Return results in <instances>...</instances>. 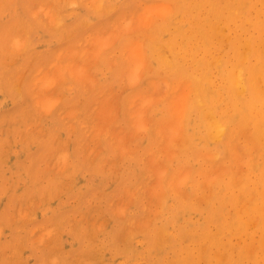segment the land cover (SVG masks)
<instances>
[{"label":"rangeland","instance_id":"374dc122","mask_svg":"<svg viewBox=\"0 0 264 264\" xmlns=\"http://www.w3.org/2000/svg\"><path fill=\"white\" fill-rule=\"evenodd\" d=\"M68 1H70V0H10V1L8 0L7 2L5 0L0 1L1 2L0 6L2 8V9L0 8V12H1L0 13V26H1L0 27V83H1L0 84V140H1L0 141V144H1L0 145V231H1V233H0V264H56V263H58V264H76V263L77 264H90V263L91 264H140V263L141 264H159L160 263V264H162L167 259L166 255H167V257L169 256V258H168L169 260L166 261L167 264H170V263L176 264L175 259L178 261L177 264H187L186 262H184L185 260L183 257V256H185V255H183V252H185V250L188 249V248H185L187 246L190 248V249H188L190 252L193 250L192 251L193 252L192 255L194 254L192 257L193 264H211V263L214 264V261L209 263V261L207 259H206L207 260L206 261L204 258H200L197 255L199 252L197 249L200 246L201 242L198 239H196L197 237L193 238L194 236L191 233L194 231V229L196 227H197L196 229L202 233L205 231L212 233V230L215 233L217 231L216 230L217 228H215L216 226L214 225L215 223H217L215 220H212V221L206 220L204 222L203 218L205 219V217L207 216V213H208L207 208H210L213 210L217 205H219V202L216 201L215 199H213V202L211 203L212 206L211 205L207 206L205 204L206 200L203 198L209 199L208 198L209 197L208 196L209 191H207V189H202V188H204L205 186L208 188L207 185H209L208 182H210L209 181L210 178L217 176V175L215 176V174H217L216 170L214 171L216 173L213 174V176H211L212 174H209V172L211 173L213 171L212 170V168H214L213 165H215V166L219 165V166H221L220 168L225 167L224 164H226V162L230 163V159H229L230 157H228L229 154L226 151L227 148L223 147L221 145L220 148H222V149H220V150L222 152L215 154L216 159L214 161H211L214 159L213 156L212 157L209 156V157L205 158L203 154H207V152H209V154H211L210 152H212L214 155L213 151L214 150L216 151L215 147L217 145H215L213 143H207V144L203 143L204 142L203 140H205V138L203 136H205V134H204L203 129H200V128H199V130H197V132L195 134L193 131L190 132L189 135H187V132L183 133L184 134L183 143L186 144L185 143L186 139H189L188 140L189 142L187 141V143H188L187 145H190L189 150H187V147H189L187 145H185V147H181L182 142L181 143L179 142L180 144H178V145H180V146H178L179 148L180 147L184 148V149L180 148L179 150H181V151H179L177 149V147L175 146V144L177 143L176 141H178V139H180L183 134L179 138L180 134L177 136V135L170 133L171 129H173L172 126L174 125L175 121H174V123L169 124V122H172V120L171 121L169 120V117L172 115H175V117H176V114L177 115L179 114L178 113L179 111L178 110L176 111V107L178 106V108H179L180 105H176L174 100L175 101L177 100L176 102H178V100L181 98V97L178 98V96H185L186 88L183 87V89H184L183 90L184 93H182L183 95L179 94L178 96L175 97V95L177 93H179V90L182 89V88H180V86L182 87V85L183 86L186 85V84L184 85V83H183V80L185 78H183L181 75H178L179 72H173L172 71L171 73H168L172 69H167V68L162 69L163 67L160 65L154 67L153 66L154 65L153 60H152L153 58L151 59V57H153V56L150 55V57H149V55H148L150 53L149 50H151L150 47H152L151 45L152 44H154V45L159 44V43H157L158 41H155V43H152L151 38L149 39L150 42L148 41V38H147L148 35L151 37V35H153L152 33L157 34L158 30H159L158 27H157L158 30L155 29L156 27H154V25L152 27H150V26L154 22L155 23L158 21L162 22L163 20H161V19L163 17L161 15L156 16L157 13H159V12H157L155 14L152 13L151 16L149 15L151 13V12L150 13L148 12L150 0H119L118 2H117V0H102L101 2H98L99 4L101 3V5H100L101 7L99 9L97 8L98 10L97 9L94 10L96 7L99 6L97 2L92 3L95 6V7H93V6H90L91 3L88 0H85V1L84 0H80V1L78 0L79 2H77L76 0H73V1H75V5L73 4V6H72L71 2L69 3ZM95 1H97V0H95ZM114 1H116L115 3L117 4L116 5L117 7L115 6ZM139 1H140V3H137ZM157 1L159 4H161L160 1H162V0H151L150 2H152L153 3L152 5L154 6V5H158V3L154 4V2H157ZM168 1L169 0H163L162 5H160L161 9H162L163 5L164 6L170 5V4H165V2L173 4L172 2H174L176 0H174V1L172 0V2L171 1L168 2ZM3 2L6 3L5 7L8 6L9 8L8 7L4 8V6H2ZM12 2H13V4H12ZM4 3H3V5H4ZM9 3H10V6H9ZM109 3L111 4L110 5L111 7L114 6L116 8L113 7L114 9L112 11L109 10L110 6H107V5H109ZM134 3H135V5H134ZM143 3H146V4L148 3V6L145 5V7H148V8H146L147 9L146 12L149 13L148 15L150 18L145 17L147 15V13L146 14L144 13L145 15L142 13L143 15L140 16V19H139V17H136V16H138L137 12H139L138 13L139 15H140V12H142L141 10L143 8V5H142ZM38 4L40 7H38ZM12 5H14V6L12 7ZM76 5L78 6V8ZM104 5H105V7H103ZM152 5H150V6L152 7ZM47 7H48V9H45ZM106 7H107L106 11L107 12L109 11V13H106L107 15H105V14L102 15V13L106 9ZM155 7H159V6H155ZM101 8H104V9L102 10ZM75 9H77V10L75 11ZM156 9L157 8H155V12H156ZM161 9L159 8L160 13L162 12ZM35 10L37 13H35V15H34L33 11H35ZM70 10H72V12ZM149 10L151 11V9H149ZM50 11L53 13V16H51V18H54L55 16H58V15L61 16L60 14H62V17L64 18L63 22L61 21V23L59 25L57 24L58 30H56V28H55L56 26L54 25V22L50 21L51 18L49 19L47 17L49 14L45 15L46 12L48 13ZM74 11H75V13H74ZM131 11H133V12H131ZM51 12H50V15H52ZM63 12H65L67 15H65ZM114 12H116V13H114ZM144 12H145V10H144ZM31 13H33L34 16H32ZM54 13H55V15H54ZM131 13L133 14V16ZM135 13H136V16H135ZM122 14H124V16ZM128 14L131 16L129 17ZM50 15H49V17H50ZM126 15H128V17L130 18V19L128 18L129 21L131 23L133 21V23H134V24L133 23L131 24L129 21L127 22V23H129V24H127L128 26L131 25L130 27L132 29L128 26L127 27L130 29V31L132 30V32L135 30L136 26L138 29H140L141 27H145L144 25L147 23L146 19L147 20L150 19V20H148L149 21L148 23L151 24V21H152V24L151 25L148 24L149 26L146 24L148 27H146L147 28L146 31L144 30L145 32L143 31V29H145V28H142V30L136 29V31H138V32H136V33L133 32L134 35H132L133 33H131L129 30H127L128 28H126V27H125L126 29L124 28V26H126V24L124 26H119L121 24H119L120 22H117V21H119L118 19H120L121 23H124L125 21H127L126 19H125V21L123 20L124 19L123 17H125V18L127 17ZM153 16H156V18H158L159 20L157 19V21H154ZM113 17H115V18H113ZM131 17H133V18L131 19ZM142 17H145L146 22H144V20H142L145 23L144 24L142 22L144 25L140 21L142 19ZM151 17H153L152 20H151ZM160 17H162V18H160ZM121 18H123V19H121ZM137 18L139 21L137 20ZM116 19H117V21H116ZM163 19H165L166 22H168V20L165 17ZM108 20L110 23L108 22ZM112 20H114V22ZM48 21H50L52 23L50 26H48ZM136 21H138L137 25L135 23ZM18 22H20L24 26H22L20 24L19 27H21V26L22 27L19 28ZM50 22H49V24H50ZM13 24H14V26H13ZM138 24L139 25L142 24L143 26L140 27V26H138ZM71 25H73V26L71 27ZM51 26H52V28H50ZM118 26L120 29L118 28ZM17 27H18V29H17ZM115 27L118 28L119 31L124 28V30L129 31L130 34L127 31L121 30V32L123 34L120 33V35H118L119 36L118 37L116 35L118 33V30L116 32ZM151 28H153V29H151ZM21 29H23V33H22ZM154 29L156 30V32L154 31ZM111 30H113L114 32ZM147 30H150V33ZM70 31L72 33H70ZM140 31L141 32L143 31L144 33L148 32L149 34L147 33V36H145L146 34L141 33V35H143V36H141V39H140V36H138ZM68 32H69V34H68ZM13 33H15L16 35H18L19 33H21V34L19 35L20 37L18 36V37H16L17 39L16 38L14 39V38H12L14 35L12 37H10L11 34H13ZM106 33L109 35H107ZM24 34H26V35H24ZM70 34H72V35H70ZM110 34H111V36L112 35L115 37L117 36L116 37L117 40L115 37H112V39L114 38L115 40L113 39L112 41H110L109 40V39H111ZM156 34L154 36L158 35V34L157 35ZM83 35L86 37H83ZM131 35L133 37L137 36L138 38H136V40L140 39L139 42H141L142 39H143L142 41H144L143 43H141V45H142L141 50L143 49V47H144V49L141 52L142 55L140 57L144 56L145 53L147 54L149 52L146 56L147 59H146V57H145V59H144V57L139 58V60L144 59L147 61L146 62V61L142 60L143 65H142V62L138 60L139 62H141L140 66L144 67V68L141 69V67H139L140 68L139 69L137 67V65L139 64V62H137V60L134 61V63H133L134 66H136V68H138L139 72L141 73V71L143 69H145L148 65H150V70L147 69L149 67L148 66L146 68L147 70L146 69L143 70V72L141 73L142 75L138 72L140 79H138L136 81L137 82L139 81V83L134 82L133 84H135V83L136 84L133 86L131 84L133 81H135V79L138 78V77H136L138 74H136L137 73L136 71H135L136 73L134 74L133 70L131 71L132 73H129L130 69L128 67L133 65L131 63L133 62V59L135 60L136 56L133 55L130 57L129 55H127V56L124 55L125 52L126 53L129 52V53L136 55V53L133 51V49H135L136 46H134V45L130 46V44H133V42H135L136 40L130 41L131 43H129V40H131V39L133 40V37ZM7 36H9V37L7 38ZM22 36H23V40L22 39L20 40L19 38H22ZM25 36H26V40H29L27 45H26V42H20V41L25 40ZM79 36L80 37L82 36V37L79 38ZM106 36H107V38H106ZM144 37L146 38L145 40H144ZM5 38H6V42H8V45H7V43L5 44ZM9 38L13 39L12 40L13 42L7 41V40H11ZM84 38H85V40H84ZM86 38H88V39L86 40ZM100 38H103L102 41L101 40L98 41V39H100ZM125 38H127V39L125 40ZM91 39L94 42H91L90 41ZM105 41H106V43L104 45ZM108 41H110L111 43H114V44L111 45V43ZM17 42H18L17 45L20 49L17 48V46H16ZM90 42L93 44V46H92V44L89 45ZM126 42L129 43V46H130L129 49H132V50H128V45H127L128 43H126ZM9 43L12 45L9 46ZM19 43H21V44H19ZM43 43H44V45H42ZM98 43H99V45H97ZM149 43H151L150 46H147V45H149ZM109 44L111 45L110 47L108 46ZM24 45H26V46H24ZM35 45H36V47H35ZM126 45H127V48H126ZM15 46H16V48H15ZM97 46L100 49L96 48ZM103 46H108V47L107 48L104 47V49H103L102 48ZM123 46H125V49ZM132 46L134 48H132ZM22 47H24V48H22ZM122 47H123V49H122ZM101 48H102V50H101ZM139 48H140V46H139ZM145 48L147 49L146 51H145ZM153 48H154V46H153ZM57 49L61 50L58 53L59 56L61 54V57H62L63 55L61 52H63V53H66L64 55L66 57L63 56L64 58L57 60L58 56H56V58H55V55H58V54H56ZM91 49L93 51H91ZM65 50H66V52H65ZM72 50H75V51H72ZM87 50H88V52H87ZM118 50L121 51L122 54L119 53ZM224 50H225V52L229 51V49H227V47H225ZM18 51H20V52H18ZM45 51H47V52H45ZM99 51H100V53H99ZM106 51L109 53L111 51L112 52L110 54L108 53L106 55V53H105ZM114 51H116V52H114ZM93 53H97L98 55L95 54V56H94ZM33 54H35V55H33ZM53 54H54L55 60H53L54 59L52 57ZM222 54H224V53H222ZM115 55H118V56H115ZM120 55H123V56H120ZM73 56H75V57H73ZM84 56H85V58H84ZM88 56H90V63L88 61L90 66L87 68V65H88L87 60L89 59ZM30 57H31V59H30ZM48 57H50V58H48ZM113 57H114L116 63H114L115 61L113 62V60H112ZM122 57H124V58H122ZM129 57H130V59H132V61L129 60ZM94 58H96V59H94ZM120 58H121V60H120ZM2 59H3V61H1ZM28 59H29V62H28ZM85 59H86L87 64L85 63V61H83ZM97 59L99 62L97 61ZM109 59L112 62L109 63V61H110ZM26 60H27V62H26ZM30 60L32 62H30ZM118 60H120L119 66H117ZM127 61H130L129 64ZM9 62H11V63L9 64ZM44 62H45V64H44ZM111 63L113 65L114 64L115 65L113 66ZM144 63H146V64H144ZM29 64H30V66H29ZM78 64L80 66H77ZM110 64L112 65V67H110ZM125 64H128V65H126L127 67L125 66ZM40 65H41V68L39 70V68H37V67H40ZM82 65L86 66V68H84ZM145 65H147V66H145ZM133 67H132V69H133ZM36 68L38 69V71L36 70V72H35ZM117 68L118 69L120 68V70H118ZM122 68H123V71H122ZM136 68H134V69L136 70ZM151 68H152V70H151ZM33 69H34V71H32ZM80 69H82L83 72ZM84 69L85 70L87 69V71H86L87 74L89 72H91L93 78L89 77V75H91V74H88V77H87V74H85V76H84V73H86V72H84ZM103 69H105V71H103ZM138 69H137V71H138ZM159 70H161V73H158ZM166 70H167V72H166ZM58 71H60V72H58ZM121 71H122V73H121ZM181 71L184 72L183 70H181ZM52 72H54V73H52ZM56 72L61 77L60 79L57 76ZM81 72H82V74H81ZM127 72H128V74H132L131 77H133V74H134V78H135L134 80L130 79L131 77L130 78L128 77V79H130L129 81H131V84L126 83V81L128 80L127 77H125L126 75H128V74H126ZM9 73H11V74H9ZM17 74H19V75H17ZM29 74H30V76H29ZM34 74H35V76H34ZM51 74H52V76H51ZM99 74H101V75H99ZM167 74L169 76H167ZM39 75H42L41 78ZM77 75H78V79H76ZM16 76H19V77H16ZM31 76L33 77V79ZM38 76H39V78H38ZM49 76H51L53 78H55V76H56L57 79L55 78L56 80H55V82H53L54 80L51 77L49 78ZM79 76H80V78H79ZM81 76L86 77V79L88 80V83H87V81H85L86 79H84V77L81 78ZM153 76H155V77H153ZM161 76H167L169 78V80H171V81L174 80V82L170 81L171 86L174 85V90H172L173 87H170V86L167 89L165 88V87H167V85H164L166 83L165 80L167 79V77L161 78ZM179 76H181L180 77V78H182L181 80H180ZM36 77L38 78L37 80H36ZM45 77H46V79H43ZM74 77H75V79H74ZM120 77L123 80L120 79ZM29 78L32 79V81ZM154 78L157 79L158 82H160V83L162 81L165 83L164 84L162 83L163 85L161 86L160 83H158V82L155 83ZM164 78H165V80H164ZM58 79H59V82H58ZM61 79H63V80L61 81ZM71 79H73L72 82H71ZM92 79L93 80L96 79V80L92 81ZM159 79L161 81H159ZM33 80H35V81L33 82ZM46 80H47V83H45ZM49 80H52L53 83L51 81L49 82ZM74 80H76L79 85L78 84L76 85L75 84L76 81H74ZM79 80H80V82H79ZM98 80H100V81L98 82ZM150 80L153 83V85L150 83ZM178 80H180V82L181 81L182 82L179 83V85L177 86L176 85L177 83L175 81H178ZM83 81H85V82L83 83ZM89 81H92V82H89ZM30 82H32L33 85H31V84L28 85ZM40 82L45 87H43L41 84L39 85ZM48 82L51 84L50 86H46L47 84H49ZM56 82H57V84H56ZM34 83L37 86H35ZM19 84H20V86H19ZM88 84H91V85H89L90 86L89 88L87 86ZM157 84L159 87L157 86ZM96 85H98V87ZM129 85H131V86H129ZM155 85L158 88L155 87L156 88L155 89L153 87ZM28 86H32L30 88V90H29ZM53 86H55V90H54V88H52ZM73 86H74V89H73ZM124 86H125V89H124ZM77 87L79 89H77ZM145 87H146V89H145ZM151 87H153L154 97L152 99L150 98L149 100L153 101L155 104L151 102L152 104L150 103L151 106L148 109L147 106L143 107L145 104V100L146 99L148 100V98H143L141 96H147L148 94L151 95L150 94V93H152ZM160 87L165 88V94L167 92V94L170 93V95H171V92H173L175 98L172 97L173 95L171 96L172 97L171 98L169 94H168V96H167V94L166 95L164 94L162 97V94L160 92L161 91ZM15 88L18 89L19 92ZM32 88H35V90ZM51 88H52V90H51ZM92 88H95V90H97V91H94V89H92ZM149 88H151V89L149 90ZM44 89H46V90H44ZM82 89L84 90V93H83ZM101 89H103V90H101ZM135 89H136V92H134ZM137 89H139V90H137ZM168 89L170 92L168 91ZM31 90H33L35 93L32 94ZM43 90H44V92H43ZM143 90H144V92H143ZM146 90H147L148 94L145 93ZM156 90H158L157 95L155 94V93H157ZM111 91H112V93H111ZM117 91L120 93H118ZM139 91L140 92L142 91L143 95L140 96L138 93L139 96H135V94ZM92 92L95 94H93ZM129 92L131 93L132 98L134 97L133 99L130 98L131 95L129 94ZM132 92H134V93H132ZM86 93H87V95L85 96ZM83 94H84V97H83ZM107 94H108V96H107ZM113 94L116 97L113 96ZM68 95H70V96H68ZM155 95H156V97L158 96L157 99H156ZM105 96H107V98H105ZM125 96L128 97L127 100H126V98H124ZM46 97H47V99H46ZM79 97H81V99H79ZM139 97H141V99L143 98V100H144V101L142 100L144 102L143 105L140 104L142 101L141 102L139 101V103H138V101L134 102V103L128 101L129 99L136 101V100H138ZM149 97H151V96H149ZM34 98H36L35 99L36 104L33 103V102H35ZM168 98L174 99V100H170L172 106H169L170 101L168 100ZM176 98H178V99H176ZM1 99H2V101H1ZM51 99H53V101H49ZM54 99H56V100H54ZM134 99H136V100H134ZM159 99H161V101ZM47 100L49 101V106H50V103L53 104V102L56 101V103H54V105H52V106H55L54 108L52 106L49 107V109H51V110H49L48 108L47 109L45 108L48 106V105H46V103L48 104ZM57 101H59V103ZM100 101H103V102H100ZM116 101H118V102H116ZM127 101L130 105L137 104L138 109L143 107L141 109L147 108L148 110L144 109V110H147L145 112L140 110V112L142 113V114L138 113L142 116V118H140L139 117L140 115L137 114V112H138L137 108H135V110H134L135 112H134L132 110L133 106L129 108L128 103L123 104L124 102L126 103ZM31 102L33 104H31ZM158 102H159V104H157ZM100 103H101L102 108L100 106ZM115 103H117V104H115ZM146 103L148 104V102H146ZM180 103H182V102L180 101ZM63 104H65V106ZM66 104H69V105L67 106ZM177 104H179V103H177ZM58 105H60V107ZM61 105H63L62 106L63 108H61ZM92 105H94V106L92 107ZM127 105H128V107H127ZM156 105H158L159 107L158 106L156 107ZM173 106L175 109L172 108ZM23 107L25 108L24 109L25 111H21V110H23ZM40 107H41V109H40ZM66 107L69 109L66 110L67 109ZM85 107H87L88 109ZM107 107L109 108L108 110H106ZM44 108L47 111H45V113L43 114ZM59 108H60V111H58ZM126 108H128L127 109L128 112H126ZM72 109L74 112L72 111ZM187 109H189L190 115L192 116L193 113H191V112L193 110L190 108L189 103H187ZM187 109L184 111V114H183L184 116H186ZM41 110H43V111H41ZM96 110H99V111H97L98 114L97 113L95 114ZM171 110H175V111H173V114H171L172 113ZM69 112H71V113H69ZM156 112H160V113H156ZM174 112H175V114H174ZM58 113H60L61 115L58 116L57 115ZM41 114H43V115H41ZM71 114H73V115H71ZM135 114H137V117ZM107 115H108V118L106 117ZM110 115H111V117H109ZM134 115H135V120L132 117ZM143 115L145 116L144 121H143ZM183 115H181V116L183 117ZM102 116H103V118H101ZM181 116L178 115L177 118H174V117L171 118L170 117V119H175L178 121V119L179 120L181 119L180 118ZM148 117H149V119H148ZM153 117H154V119H153ZM105 118L108 120L113 118V119H111L113 121H111V120L106 121ZM136 118H138V120H141L143 125L140 123V121L138 122V120H136ZM150 119H152V122L150 121ZM166 119L169 121V122L166 121L168 123L165 122ZM163 120H164L166 125L162 124V123H164ZM136 121H137V125H138L139 129L135 125H132V122H134V124H136L135 123ZM80 122L82 123V125L79 124ZM97 122H98V125H97ZM144 122H146V123L149 122V123H148V125H146V123L144 125ZM155 122H156V124H155ZM150 123H152V126H150L151 125ZM158 123H159V125H158ZM70 124H72V125H70ZM160 124H162V125L160 126ZM167 124H169L170 127ZM69 125H70V127H69ZM54 126L55 127L57 126V127L54 129ZM94 126H96V127H94ZM120 126H122V127L118 128ZM165 126H167L166 129L164 128ZM105 127H107L106 128L107 130L105 129ZM134 127H136L135 129H138V131H136L134 129ZM148 127L149 128L154 127V128L148 130L149 129ZM156 127H159V129L158 130L155 129ZM142 129L147 130V131H145L147 134ZM160 129H163L164 131L160 130ZM93 130H94L95 134H93ZM98 130L99 131L102 130V131L99 133ZM95 131H97V133ZM152 131H156L159 135V139H161L162 141H160L157 138V136H154L155 132H152ZM158 131H160V132H158ZM151 132L153 133V136L155 138L152 137ZM82 133H83V135H81ZM130 133L133 134L135 137H133V135H131ZM157 133H156V135H157ZM165 133L167 135H165ZM113 134H116V136ZM160 134H163V135H160ZM185 134H186V136H185ZM118 135H120V136H118ZM123 135H124V137L128 136L129 140L127 137L124 139V137H122ZM172 135L176 136L177 140L174 139V141L176 140L175 141L176 143L172 142L173 145L171 146L170 144H172V143H171L170 139L172 140V138H174V136H172ZM194 135H196L197 138H195ZM199 135L202 136V139L203 138L204 139L203 140L200 139L201 137ZM130 136H132V137H130ZM160 136H161V138H160ZM167 136H169V137H167ZM5 137H7V138L5 139ZM79 137H80V139H79ZM112 137H114V140H112L113 139ZM130 138H132V139L130 140ZM167 138H169L167 140L168 143L170 142L169 145H166L167 142L165 141V139H167ZM190 138L194 139V140H190ZM115 139H116V142L121 141L120 143H122L123 145H120V143H118V142L116 143ZM199 139L201 141H199V143H198ZM240 139L243 142L244 138L241 137ZM238 140H239V138H238ZM241 140H239V142H237L238 145L241 143L240 142ZM157 142H158V144H157ZM160 142L162 145L160 144ZM163 143H164V145H163ZM135 144H136V146H135ZM184 144H183V146H184ZM124 145L125 146L128 145V147H127L128 150L127 149L125 150ZM214 145H215V147H214ZM157 146H159V148H158L159 150L156 148ZM164 146H165V148H164ZM168 146L169 147L171 146V148L175 147V149L174 148H173V150L169 149ZM123 148H124V152H122ZM130 148L133 149L132 150L133 153H131ZM161 148H162V150H161ZM155 149H157V150L155 151ZM168 149L170 151L172 150L174 152V153H170L171 156L168 155L169 153L166 155L170 159L169 158H168V160L166 159L165 162L169 163L171 161L170 164H167L169 167L165 165L166 163H163L164 165L162 163H160L161 165L165 166V168H163V169H165L164 172L169 173V176L167 175L168 173L166 174L167 179H169L168 181H166V183L170 181L169 177L172 174H175L174 173L175 171L178 172V170H180V172L182 173L181 174L178 172L180 174V176L178 175V173H176L178 175L177 179L180 180L181 179L180 177L185 175V172H186L185 168L189 167L191 163L193 165L196 163L194 166L191 164L190 167L193 166L192 168H190V167L188 168V169H190L189 171H191L190 175H189L190 172L187 169V179H184V180H186L184 182L185 184H187L186 186L184 184H182L181 186H183V187L181 189H179L178 187H173V184H172V188H174L175 191H172L169 183H167V185L165 184L168 188L165 187V185H164V188L163 187L159 188V186H162L163 184L158 185V184H160L159 183L160 181L156 182V181H158V176L157 175L154 176L155 175L154 173L156 172V170L154 172V169H153L152 173L148 172V170L149 171L152 170L151 167L153 165H154L153 167H156V169H157L156 173H158V171L160 169H162V168H160V169L158 168L159 166L161 167L159 162L161 160L163 162L165 160L164 158H167L165 155H164L165 157H163L162 153L164 151L166 152V150H168ZM176 149H177V151H176ZM140 150H142V151H140ZM174 150L177 152V154ZM88 151H89V153L87 154ZM187 151H189V152H187ZM172 154L173 155L176 154L174 156L175 160L173 159ZM198 154L199 155L202 154L206 160L204 161V159H202L203 157L198 158ZM217 154L218 155L221 154V155L218 156ZM85 155H86V157H85ZM6 156H8V157H6ZM92 156H93V158H92ZM140 156H142V157H140ZM63 157H66V159H64ZM161 157H163V158L161 159ZM226 157H228V158H226ZM62 158L66 161L62 162L63 161ZM90 158L92 159V161ZM217 158H218V160H217ZM158 159H160V161ZM106 160H108V162ZM130 160H132V161H130ZM154 161L157 163L155 164ZM149 162H151V164H149ZM189 162H191V163H189ZM215 162L216 163L221 162L224 164L222 166L220 164H216ZM62 163H64V164L62 165ZM171 164H173L174 166ZM206 164H208V165L210 164L211 166L210 165L208 166ZM227 165L229 166L230 164H226V166ZM178 166L182 167V169L183 170L185 169V170L182 171V169ZM184 166H186V167H184ZM206 167L208 170L210 168L209 172L203 171L204 169H205V171H208L206 169ZM220 168H219V170H221ZM235 168H237V167L235 166ZM144 169L146 171H143ZM174 169H177V170H174ZM201 170L204 173H208V175H206L204 173L201 174ZM223 170H225V169H223ZM223 170L220 171V174L223 173ZM160 172H161L160 174H162V170H160ZM148 173L150 174V176H148L149 175ZM218 173H219V171H218ZM176 174H175V176L173 175L175 180H176ZM137 175L138 176L140 175V176L138 177ZM162 175H160V177H162ZM209 175H210V177H209ZM173 176H171V180L173 182H175L173 180ZM203 176H205V177H203ZM201 177L203 178V181H205V183H204L205 186H203L204 184L202 185L203 182H201V184H200L203 187L198 186L200 183L199 181L201 180L200 179ZM142 178H144V179L141 180ZM154 178H156V179H154ZM188 178L190 180L189 182H188ZM204 178L205 179L207 178V179L205 180ZM222 178L226 179L225 176H222ZM153 179L155 180V181H153V184L156 185V183H157V185H156L157 187H155V185H153L151 183V186H153L155 190H152V187L148 186ZM159 180H160V178H159ZM178 180H177V182H178ZM143 182H144V184H143ZM188 183H191V184L189 185ZM196 183H197V186H196ZM206 183H207V185H206ZM145 184L148 186V188ZM191 185L193 186V188H191ZM128 186H131V187L128 188ZM69 187H71V188L68 189ZM131 188H133V190H130ZM157 188H158V190H157ZM162 188H163V191H161ZM165 188H167V191L166 190L164 191ZM176 188H178V189H176ZM183 188H184V190H182ZM185 188H186V190L187 189L188 190L185 191ZM159 189H161V190H159ZM199 189L204 190L203 194H201V196L205 194L206 197L200 198L201 196H200V194L198 195V193L200 191H201L200 193H202V190H199ZM134 190H136L137 192L136 191L134 192ZM143 190L145 192H143ZM179 190L181 193L178 192ZM182 191L184 193L189 192L188 194L190 196H189L188 200L191 203L189 210L183 211V213H182V210H184L185 208H184L183 204L181 203V201L183 200L182 198H184V197H182V195H183ZM130 192H132V193L134 192L133 195ZM139 192H140V194H139ZM149 192L151 194H161L160 198H163V196L168 197V195H169V197L168 198L165 197L163 199L164 201H161L162 199L160 200V198H158L157 195H151ZM173 192H175L176 194ZM177 193L179 195H177ZM206 193H208V194L206 195ZM142 194H143V196H142ZM149 195H151V196H149ZM130 196H132V197H130ZM137 196H139V197H137ZM148 196L151 198L154 196L153 198H158L159 200L152 198L153 200L149 199V201L151 200V202L148 203V200H147ZM180 196H181V199H180ZM127 197H129V198H127ZM144 197L146 199H144ZM194 197H195V199H194ZM197 197H198V201H195ZM130 198H133V199H130ZM202 199L205 202L201 201ZM155 200H156V202L154 203ZM192 200H193V202H192ZM129 201L131 202V204ZM158 201H160L162 203L165 202V205H163L164 208L162 207L161 204H159L160 202H158ZM199 201H201L200 202L201 204L197 203ZM28 202H29V204H28ZM126 203H127V205H126L127 207L125 206L123 208V211L124 210L126 211L125 213H123V212L121 213L120 211H117L118 207H123ZM143 203H144L145 207H147V206L150 207L149 205H151V207H150L151 209L149 208V211H148V208H145L143 206ZM156 203H158V204L155 205ZM203 203L205 204V206ZM81 205H83V206H81ZM117 205H121V206L116 207ZM153 205H155L156 207L161 205V208L160 207H158V208H160V209L163 208V210L161 211L159 209H155L157 211H155V210L153 211V209H154ZM180 206L183 207L184 209L181 208V211L176 212L177 210H180V209H178V208H180ZM203 207L204 208L206 207L205 211H204V209L201 210ZM223 207H224V209H223L224 212L226 211L228 214V212L232 211L231 214L230 213L229 214H230V216L233 214L234 208L231 205L224 204ZM196 208L198 209L197 211H196ZM112 209L114 211H112ZM118 209L122 211V208L121 209L118 208ZM142 209L145 210V212L146 211H148V212L145 213L144 211H142ZM151 210H152V213H155V212L156 213L155 214L150 213ZM22 211H23V213H22ZM44 211H46V212H44ZM130 211H131V213H130ZM159 212L162 214L159 215L158 214ZM179 212H181L182 214L180 213V215H177L176 213L179 214ZM186 212H189V213L186 214ZM192 212H193V214H192ZM205 212H206V214H205ZM116 213L118 216L115 215ZM172 213L175 215L173 216ZM79 214H80V216H79ZM150 214H151V216H150ZM200 214L203 217L200 216ZM124 215H126V216H124ZM147 215L150 216V218L153 217V219L157 215L156 221L153 223V221H152L153 219H151V221H150L148 219V217H146ZM170 215H172V216H170ZM73 216H74V218H73ZM77 216H79L78 219H77ZM121 216L122 217L124 216L125 218H122ZM144 216L146 217L147 221L149 220V223H151V222L153 223V224L148 223L150 225V227H149V225H147V223H145V224L143 223ZM27 217H29V218L27 219ZM132 217H133L134 221L132 220ZM140 217H142L143 219ZM201 217H202V219H200ZM164 218L166 219V221H164L165 220ZM122 219H124V220H122ZM136 219H138V221H135ZM139 219H142V220H139ZM157 219H159L161 222H159ZM199 219L201 221L200 223L203 222V224L200 225V227H199L200 223L198 222ZM162 220H163L164 224L162 223ZM140 221L145 226H147V228H145L146 230L144 229V226H142V223ZM195 221H197V222H195ZM125 222H126V224H125ZM127 222L128 223L130 222V225L127 224ZM134 222H136V223H134ZM138 222L140 224H138ZM187 222H189V223H187ZM192 222H194L195 224L193 223L191 225ZM157 223H160V225L163 224L164 226H167L168 229H170V230L172 229V235L170 234L171 236H169V235L167 236V233L163 232V229L165 227L161 226V229H160V226L158 227ZM124 224H125V226H124ZM131 224L132 225L137 224V228L140 226H142V227H140L141 229L140 228L136 229V226L133 225V227H132ZM187 224L191 225V227ZM96 225H97V227L99 226V228H95ZM127 225H129V226H127ZM106 226H108V227H106ZM152 226H153V228H152ZM184 226H187L188 229L187 230L182 229V228H186ZM92 227H93L92 230L94 232L92 230H90ZM253 227L251 225L252 230H253ZM122 228H124V229H122ZM131 228L136 230L135 231L136 234L134 233L133 229H132L133 232L131 231ZM142 228L145 231H143V232L140 231L141 232L140 233L139 229L142 230ZM154 228H156V230H155L156 233L154 232ZM208 228H210V231ZM178 229H180L181 232H184L187 235V238H188V235L190 236L189 239L186 238L187 241L185 240V237H184L185 234L184 233H182L183 235L181 234V236H183V238H184L183 240L180 237L176 236V235H178V233H176V231H178ZM181 229L184 231H182ZM190 230H191V232H189ZM41 231H43V232L41 233ZM46 231L48 234L46 233ZM96 231H98V232L96 233ZM186 231H188L187 232L188 234L186 233ZM120 232H121L122 236L120 235ZM137 232H139V233H137ZM158 232H159V234H158ZM161 232L163 233L162 235H161ZM38 233H40V234L38 235ZM87 233H88V235H87ZM91 233L93 234V236ZM94 233H95V235H94ZM152 233H154V234H152ZM155 234L157 236H155ZM67 235H68V237H67ZM90 235L92 237H90ZM89 237L91 239L93 237H95V238L92 239V241H91V239ZM117 237L119 240L118 239L116 240ZM126 237H128V239ZM177 237H178V239H177ZM31 239H34V240L32 241ZM139 239H141L142 242ZM156 239H158V240H156ZM224 239H226V238H224ZM122 240H124V242H126V243L122 244V243H124V242H122ZM127 240H130V241H127ZM131 240H132L133 244L131 243ZM151 241H152V243H151ZM198 241H199V244H198ZM233 241H235L234 238H233ZM127 242H130V244ZM154 242L156 244L155 247H157L156 249L153 247ZM158 242H160V243H158ZM164 242H166L168 245H166V243L164 244ZM84 243H85V245H84ZM183 244H184V246H182ZM194 244L198 245V246H196L197 247L196 251H198L197 253H195V247H194L195 245ZM129 245L130 246L132 245L131 248H133L134 251L133 250L132 251L127 250L130 247ZM150 246L154 250H152L150 248ZM163 246H165V247L163 248ZM158 247L159 248L162 247V249L160 250V249H158ZM182 247L185 250L182 249ZM211 248H212V250L215 249L213 247H211ZM143 249L144 250L146 249L145 251L148 250L149 253H148V251L145 253L143 251ZM87 250H89V251H87ZM155 250L158 254L157 257H155L156 255L154 254ZM169 250H171V251H169ZM179 250L181 252L182 251L183 252L181 253V252H179ZM215 250L213 252H215ZM100 251H102V252H100ZM103 251H106V252L103 253ZM137 251H138V254H137ZM74 252L76 254H73ZM86 252H89V253L86 254ZM95 252H97V253H95ZM143 253L145 256H143ZM84 254H85V256L87 255L85 258H84ZM90 254H91V256H90ZM94 254H96V255L99 254V255L94 257ZM152 254H154L155 256ZM120 255H122V256L120 257ZM175 255L179 256L180 258L182 257V260H184V261H182V260L180 261V259H178L179 257H176ZM80 256H83V257H80ZM100 256L101 257L103 256L104 258L101 259ZM197 256L200 259L196 258ZM119 257H120V259H119ZM131 257L132 258L135 257V259H132ZM53 258H54V260H53ZM99 258L101 261L99 260ZM72 259H74V260H72ZM97 259H98V261H97ZM112 259L115 262H112ZM121 259H124L123 262ZM196 259H197V262L194 261ZM198 259H199L200 263H199ZM203 259H204V261H202ZM51 260H52V262H51ZM107 260H109V261H107ZM118 260H121V261H118ZM172 260H173V262H172ZM133 261L134 262L136 261V262L134 263ZM148 261H149V263H148ZM166 262H165V264H166ZM188 264H192V263L189 262Z\"/></svg>","mask_w":264,"mask_h":264},{"label":"bare ground","instance_id":"6f19581e","mask_svg":"<svg viewBox=\"0 0 264 264\" xmlns=\"http://www.w3.org/2000/svg\"><path fill=\"white\" fill-rule=\"evenodd\" d=\"M0 1H2V0H0ZM6 2L8 1V0H5ZM10 1V0H9ZM73 0H70V1H68L69 3L71 2V4H72V6H73V4L75 5V1H73ZM77 2H79L78 0H76ZM85 1V0H84ZM83 1V2H84ZM90 3H91V5L90 6H93V7H95L92 3H95V2H101L102 0H97V1H95V0H88ZM119 0H117V2H118ZM151 1V0H150ZM149 1V8L148 7H145V5H147L148 6V3L146 4V3H143L142 5H143V8H142V12H140V15L138 14L139 12H137V15L138 16H136V13H135V16L136 17H139V19H140V16H142L144 13L146 14L147 12V9L146 8H148V12L150 13H147V15L149 14L150 16H151V14L152 13H157V12H159L160 13V11H159V8L161 9V7H160V5H162V2H163V0L162 1H160V3L161 4H159L158 3V1L157 2H154V4H156V3H158V5H152L153 3V1L152 2H150ZM169 1H171L172 2V0H169ZM168 1V2H169ZM174 1V0H173ZM34 2V1H33ZM51 2V1H50ZM116 1H114V4H115V6L117 5L116 3H115ZM175 2V3H174ZM174 2H172L173 4H171V3H166L165 2V4H170V5H163V7H162V12L159 14V13H157V15L156 16H162L163 18L165 17L167 20H168V22H166V20L165 19H163L162 17H160V18H162L161 20H163L162 22H160V21H158V22H154V21H157V19L158 18H156V16H153L154 17V23L152 24V21H151V24H149L148 22V20H150V19H146V21H147V25L149 24V25H151L150 27H152L153 25H154V27H156L155 29H157V27H158V35L157 36H154L155 34L154 33H152L153 35H151V37L148 35V41H149V39L151 38V40H152V43H155V41H158L157 43H159V44H156V45H154V44H152L151 46L152 47H150V49L151 50H149V57H150V55H152L153 57H151V59L153 60V66L155 67V66H158V65H160V66H162L163 68L162 69H164V68H167V69H172L171 71H169L168 73H171L172 71L173 72H179V74L178 75H181L183 78H185L184 80H183V83H184V85L185 86H183L182 85V87L180 86V88H182V89H180L179 90V93H177L176 95H175V97L176 96H178L179 94L180 95H183L182 93H184V89H183V87H185L186 88V91H185V96H178V98L179 97H181L179 100H178V102H176L174 99H171L172 97H174V93L173 92H171V95H170V93H168L169 95H170V97L171 98H168V100L170 101V100H174V102H175V104L176 105H180L179 106V108H178V106L176 107V111L178 110L179 112V116H181V115H183L184 114V111L187 109V103H189L190 104V108L193 110H191L192 112L191 113H193V115L191 116L190 115V112H189V109H187V113H186V116H184L183 115V117L181 116L180 118V120L178 119V121L177 120H175V119H170V117L171 118H177L178 117V115L176 114V117H175V115H172V116H170L169 117V120L171 121L172 120V122H169L167 119L165 120V122L166 121H168L169 122V124L171 123H174V121H175V123H174V125L172 126V128L173 129H171V131H170V133L171 134H174V135H179V138L181 137V135L183 134V133H185V132H187V135H189V133L190 132H194V134L197 132V130H199V128L200 129H203V131H204V134H205V136H203L204 138H205V140H203L202 139V136H200L199 138L200 139H202L204 142L203 143H205V144H207V143H213V144H215V145H217L216 147H215V145H214V147L216 148V151L214 150L213 152H214V155H213V153L212 152H210L211 154H209V152H207V154H203L204 155V157L206 158V157H214V159L213 160H211V161H214L216 158H215V154L216 153H219V152H222L220 149H222V148H220L221 147V145L223 146V147H226L227 148V152H228V154H229V156L228 157H230L229 159H230V163H228V162H226V164H230L229 166L227 165L226 166V164H224V163H219V162H215L216 164H220V165H222L223 166V164H224V166L225 167H222L223 169H225V170H223L222 168H220L221 166H215V165H213V167L214 168H212V172L210 173L209 172V170H210V168H209V170L207 169V167H206V169L208 170V171H205V169L203 170L204 172H209V174H212L211 176H213V174H215L216 172H214L215 170L217 171V174H215V176L216 177H211L210 178V182H208V184L209 185H207V183H206V185L208 186V188L205 186V181H203V178L201 177L200 179V183H199V185L198 186H201L200 184H201V182H203L202 183V185L203 186H205L204 188H202V189H207V191H209L208 193H206V195L208 194V198L209 199H206V198H203V197H206L205 196V194L204 195H202L201 196V194H203V191L204 190H202V189H199V190H202V193H198V195L200 194V198H203V199H205L206 200V202L202 199L201 201H204L205 202V204L208 206H210L211 205V203L213 202V199H215L216 201H218L219 202V205H217L213 210L212 209H210V208H207V210H208V213H207V216L205 217V219L203 218V221L205 222L206 220H215L217 223H215L214 225L216 226L215 228H217L216 230V232L214 233V231L212 230V233H210V232H200V231H198L196 228L194 229V231L191 233L194 237L193 238H195V237H197L196 239H198L201 243H200V246L198 247V251H196V246H198L197 244L194 246L195 247V253H197L198 252V256L200 257V258H204L205 260L207 259L208 261H209V263H211L212 261H214V264H264V0H176V1H174ZM4 3V2H3ZM3 3H2V6H4V8H6V7H8V6H6L5 7V5H6V3H4V5H3ZM68 3V4H69ZM85 3V2H84ZM137 3H140V1L139 2H137ZM136 3V4H137ZM0 4H1V2H0ZM12 4H13V2H12ZM50 4V3H49ZM67 4V3H66ZM70 4V5H71ZM107 4V3H106ZM113 4V5H114ZM8 5V4H7ZM48 5V4H47ZM64 5V4H63ZM98 7H96L94 10H96L97 8L99 9L101 6V3L99 4L98 3ZM111 4L109 3V5H107V6H110ZM134 5H135V3H134ZM133 5V6H134ZM150 5H152V7L150 6ZM9 6H10V3H9ZM14 5H12V7H13ZM77 6V5H76ZM75 6V7H76ZM155 6H159V7H155ZM38 7H40L39 6V4H38ZM37 7V8H38ZM43 7V6H42ZM103 7H105V5L103 6ZM114 6H110V9L109 10H113L114 8H116V7H114ZM157 8L156 9V12H155V8ZM0 8H1V6H0ZM9 8V7H8ZM62 8V7H61ZM77 8H78V6H77ZM83 8V7H82ZM92 8V7H91ZM109 8V7H108ZM145 8V9H144ZM2 9V8H1ZM45 9H48V7L47 8H45ZM97 9V10H98ZM102 10L104 9V8H101ZM133 9V8H132ZM136 9V8H135ZM134 9V10H135ZM145 10V12H144V10ZM149 9H151V11L149 10ZM69 10V9H68ZM77 9H75V11H76ZM93 10V11H94ZM101 10V11H102ZM107 10V7H106V9L103 11V13H102V15H107L106 13H109V11L107 12L106 11ZM66 11V10H65ZM71 12H72V10H70ZM75 11H74V13H75ZM81 11V10H80ZM126 11V10H125ZM34 12V15H35V13H37L36 12V10L35 11H33ZM51 12V11H50ZM50 12H46L45 13V15L46 14H49L50 15ZM131 12H133V11H131ZM1 13V12H0ZM5 13V12H4ZM52 13V12H51ZM65 15H67L65 12H63ZM114 13H116V12H114ZM143 13V14H142ZM32 14V16H34L33 15V13H31ZM57 14V13H56ZM113 14V13H112ZM118 14V13H117ZM132 14V13H131ZM144 14V15H145ZM7 15V14H6ZM49 15L47 16L49 19L51 18V16H53V13H52V15H50V17H49ZM54 15H55V13H54ZM61 16H55L54 18H51L50 19V21H52V22H54V25L56 26H54L55 28H56V30H58V28H57V24L59 25L60 23H61V21L63 22V17H62V14H60ZM72 15V14H71ZM119 15V14H118ZM123 16H124V14H122ZM121 15V16H122ZM129 15V14H128ZM128 15H126L127 17L125 18V17H123V18H121V19H123L124 21H125V19L127 20V21H125L124 23H121V21H120V19H118L119 21H117V19H116V21L117 22H120L119 24H121V25H119V26H124L125 24H126V26H124V28L126 27V28H128V27H130V26H128L127 24H129V23H127L128 21H129V17L131 16V15H129V17H128ZM145 16V17H149V15L148 16ZM4 16V15H3ZM2 16V17H3ZM89 16V15H88ZM120 16V15H119ZM132 16H133V14H132ZM69 17V16H68ZM145 17H142V19L140 20L141 21V23L143 22L142 20H144V22H146L145 21ZM153 17H151V20H152V18ZM71 18V17H70ZM112 18V17H111ZM113 18H115V17H113ZM129 18V19H128ZM133 17H131V19H132ZM144 18V19H143ZM150 18V17H149ZM48 19V20H49ZM54 19V20H53ZM90 19V18H89ZM107 19V18H106ZM109 19V18H108ZM68 20V19H67ZM115 20V19H114ZM114 20H112L113 22H114ZM137 20H138V18H137ZM159 20V19H158ZM50 21H48V26H50L52 23L50 22ZM66 21V20H65ZM139 21V20H138ZM138 21H136L135 23H136V25H137V23H138ZM49 22H50V24H49ZM81 22V21H80ZM88 22V21H87ZM108 22H109V20H108ZM123 22V21H122ZM130 22V21H129ZM143 22V23H144ZM19 24H18V27H19V25L21 24L20 22H18ZM56 23V24H55ZM110 23V22H109ZM131 23V22H130ZM132 23H133V21H132ZM131 23V24H132ZM140 23V22H139ZM142 23V24H143ZM15 24V23H14ZM14 24H13V26H14ZM134 24V23H133ZM142 24H138V26H143ZM144 25L145 27H141L140 29L142 30V28H145V29H143V31L145 30L146 31V27H148L147 25ZM168 24V25H167ZM17 25V24H16ZM15 25V26H16ZM22 25V24H21ZM32 25V24H31ZM22 26H24V25H22ZM21 26V27H22ZM34 26V25H33ZM73 25H71V27H72ZM98 26V25H97ZM119 26H118V28H119ZM128 26V27H127ZM1 27V26H0ZM18 27H17V29H18ZM21 27H19V28H21ZM76 27V26H75ZM134 27V26H133ZM153 27V28H154ZM14 28V27H13ZM12 28V29H13ZM50 28H52V26L50 27ZM114 28V27H113ZM116 28V27H115ZM118 28H116V32H117V30H118V33L116 34L117 36L118 35H120V33L121 34H123L122 32H121V30H123V31H127V30H129L130 31V29L128 28L127 30H124V28L123 29H121L120 31H119V29ZM125 28V29H126ZM131 28V27H130ZM153 28H151V29H153ZM16 29V28H15ZM54 29V28H53ZM132 29V28H131ZM134 29V28H133ZM136 29H138L137 28V26H136V28H135V30L133 31L134 33H136V32H138V31H136ZM140 29H138V30H140ZM150 29V30H151ZM154 29V31L156 32V30ZM105 30V29H104ZM150 30H147L149 33H150ZM161 30V31H160ZM21 31H22V33H23V29H21ZM110 31V30H109ZM108 31V32H109ZM111 31H113V30H111ZM129 31H127L129 34H130V32L131 33H133L132 32V30L129 32ZM141 32L140 31V33H139V35L138 36H140V39H141V36H143V35H141V33H143V34H146L145 36H147V33L148 32H146V33H144V32ZM15 32V31H14ZM20 32V31H19ZM57 32V31H56ZM114 32V31H113ZM153 32V31H152ZM9 33V32H8ZM70 33H72L71 31H70ZM127 33V34H128ZM134 33L132 34V35H134ZM148 33V34H149ZM21 33H19L18 35H16L15 33H13V34H11V36L10 37H12L13 35L15 36H13L12 38H16V37H18L19 35H20ZM68 34H69V32H68ZM82 34V33H81ZM87 34V33H86ZM107 34V33H106ZM113 34V33H112ZM126 34V33H125ZM24 35H26V34H24ZM23 35V36H24ZM36 35V34H35ZM43 35V34H42ZM70 35H72V34H70ZM107 35H109V34H107ZM131 35V36H132ZM9 36H7V38L9 37ZM23 36H22V38H19L20 40L22 39L23 40ZM34 36V35H33ZM78 36V35H77ZM105 36V35H104ZM103 36V37H104ZM110 36H111V34H110ZM116 36V37H117ZM153 36V37H152ZM20 37V36H19ZM64 37V36H63ZM82 37V36H81ZM80 36H79V38H81ZM83 37H86V36H84L83 35ZM102 37V36H101ZM112 37H115V36H111L110 38L111 39H109L110 41H112L113 39H112ZM115 37V38H116ZM119 37V36H118ZM127 37V36H126ZM133 37V36H132ZM131 37V38H132ZM96 38V37H95ZM105 38V37H104ZM106 38H107V36H106ZM109 38V37H108ZM136 38H138L137 36L136 37H133V40L131 39V40H129V43H131L130 41H134V40H136ZM9 39H11V38H9ZM17 39V38H16ZM88 38H86V40H87ZM93 39V38H92ZM92 39L90 40L91 42H94V41H92ZM97 39V38H96ZM95 39V40H96ZM102 39L103 38H100V39H98V41L99 40H101L102 41ZM127 38H125V40H126ZM139 39V40H140ZM146 38L144 37V40H145ZM13 39H11V40H7V41H11V42H13L12 41ZM19 40V41H20ZM25 40H26V36H25ZM20 41V42H26V45H27V43L29 42V40H26V41ZM84 40H85V38H84ZM108 40V39H107ZM115 40V39H114ZM116 40H117V38H116ZM139 40L137 39L135 42H133V44H130V46L131 45H134V46H136V48L135 49H133V51L136 53V55L135 54H132V53H124V55H129L130 57L131 56H136L135 57V60L133 59V62L131 63V64H133L134 63V61H136L137 60V62H139V61H141L142 62V60H144L145 59V57L147 56V54L145 53V55L144 56H142V57H144V59H140L139 60V58H142V57H140L141 55H142V51H143V49H144V47H143V49L141 50V43H143L144 41H142L141 40V42H139ZM17 41V40H16ZM54 41V40H53ZM89 41V40H88ZM110 41H108V42H110ZM10 42V43H11ZM89 43V45L90 44H92V43ZM114 42V41H113ZM150 42V41H149ZM7 43V45H8V42H6V38H5V44ZM9 43V46H11L12 44H10ZM85 43V42H84ZM105 43H106V41L104 42V45H105ZM111 43V42H110ZM116 43V42H115ZM124 43V42H123ZM126 43H128V42H126ZM129 43L127 44L128 45V50H132V49H129L130 48V46H129ZM161 43V44H160ZM18 42L16 43V46H17V48H19L18 47ZM19 44H21V43H19ZM25 44V43H24ZM37 44V43H36ZM112 44H114V43H111V45ZM140 44V45H139ZM150 44L151 43H149V45H147V46H150ZM15 45V44H14ZM26 45H24V46H26ZM42 45H44V43L42 44ZM97 45H99V43L97 44ZM110 44L108 45L109 47L111 46ZM127 45H126V48H127ZM16 46H15V48H16ZM49 46V45H48ZM92 46H93V44H92ZM91 46V47H92ZM102 46V45H101ZM108 46H103L102 48L104 49V47L105 48H107ZM139 46H140V48H139ZM153 46H154V48H153ZM35 47H36V45H35ZM40 47V46H39ZM45 47V46H44ZM124 47V49H125V46H123ZM123 47H122V49H123ZM225 47H227V49H229V51H226L225 52V50H224V48ZM9 48V47H8ZM7 48V49H8ZM14 48V49H15ZM22 48H24V47H22ZM78 48V47H77ZM86 48V47H85ZM90 48V47H89ZM96 48H98V49H100L98 46L96 47ZM102 48H101V50H102ZM132 48H134L133 46H132ZM153 48V49H152ZM20 49V48H19ZM18 49V50H19ZM69 49V48H68ZM67 49V50H68ZM16 50V49H15ZM25 50V49H24ZM86 50V49H85ZM90 50V49H89ZM96 50V49H95ZM94 50V51H95ZM114 50V49H113ZM121 50V49H120ZM127 50V51H128ZM147 49L145 48V51H146ZM52 51V50H51ZM58 51V52H57ZM61 50L59 49H57L56 50V54H58L59 52H60ZM72 51H75V50H72ZM91 51H93L92 49H91ZM98 51V50H97ZM119 51V50H118ZM137 51V52H136ZM139 51V52H138ZM18 52H20V51H18ZM45 52H47V51H45ZM65 52H66V50H65ZM87 52H88V50H87ZM90 52V51H89ZM112 52V51H111ZM110 52V53H111ZM114 52H116V51H114ZM17 53V52H16ZM23 53V52H22ZM35 53V52H34ZM54 53V52H53ZM62 53V55L64 56L66 53H63V52H61ZM81 53V52H80ZM83 53V52H82ZM99 53H100V51H99ZM106 53V55L109 53V52H105ZM109 53V54H110ZM119 53H121V51H119ZM140 53V54H139ZM222 53H224V54H222ZM55 54V53H54ZM54 54H53V58H54ZM94 54V56H95V54H97V53H93ZM116 54V53H115ZM122 54V53H121ZM131 54V55H130ZM139 54V55H138ZM144 54V53H143ZM16 55V54H15ZM33 55H35V54H33ZM32 55V56H33ZM69 55V54H68ZM67 55V56H68ZM75 55V54H74ZM98 55V54H97ZM119 55V54H118ZM118 55H115V56H118ZM7 56V55H6ZM5 56V57H6ZM56 56H58V58H57V60L58 59H62V58H64V57H66V56H62L61 57V54H60V56H59V54L58 55H55V58H56ZM86 56V55H85ZM85 56H84V58H85ZM111 56V55H110ZM120 56H123V55H120ZM34 57V56H33ZM32 57V58H33ZM51 57V58H52ZM73 57H75V56H73ZM89 57V59L87 60V63H88V61H89V63H90V56H88ZM125 57V56H124ZM124 57H122V58H124ZM130 57H129V60H131L132 61V59H130ZM148 57V58H149ZM48 58H50V57H48ZM55 58L53 59V60H55ZM83 58V59H84ZM92 58V57H91ZM127 58V57H126ZM30 59H31V57H30ZM69 59V58H68ZM94 59H96V58H94ZM111 59V58H110ZM109 59V60H110ZM117 59V58H116ZM128 59V58H127ZM126 59V60H127ZM146 59H147V57H146ZM5 60V59H4ZM48 60V59H47ZM78 60V59H77ZM113 62L115 61V59H114V57H113ZM120 60H121V58H120ZM120 60H118V62H117V66H119V64H120ZM123 60V59H122ZM139 60V61H138ZM1 61H3V59L1 60ZM14 61V60H13ZM41 61V60H40ZM46 61V60H45ZM73 61V60H72ZM83 61H85V63H86V59L85 60H83ZM97 61H98V59H97ZM144 61H146V60H144ZM26 62H27V60H26ZM28 62H29V59H28ZM30 62H32L31 60H30ZM67 62V61H66ZM99 62V61H98ZM110 62H112L111 60L109 61V63ZM128 62V64H129V62L130 61H127ZM141 62H139V64L137 65V67L139 68V67H141L140 66V64H141ZM147 62V61H146ZM148 62V63H149ZM11 62H9V64H10ZM69 63V62H68ZM82 63V62H81ZM80 63V64H81ZM86 63V64H87ZM88 63V65H87V68L90 66V64ZM108 63V64H109ZM114 63H116V61L114 62ZM126 63V62H125ZM136 63V62H135ZM149 63V64H150ZM26 64V63H25ZM44 64H45V62H44ZM59 64V63H58ZM65 64V63H64ZM72 64V63H71ZM74 64V63H73ZM100 64V63H99ZM98 64V65H99ZM112 64V63H111ZM110 64V67H112V65ZM128 64H125V66L126 65H128ZM144 64H146V63H144ZM28 65V64H27ZM93 65V64H92ZM101 65V64H100ZM106 65V64H105ZM115 65V64H114ZM113 65V66H114ZM124 65V64H123ZM142 65H143V62H142ZM148 65V64H147ZM147 65H145V66H147ZM29 66H30V64H29ZM28 66V67H29ZM57 66V65H56ZM77 66H80L79 64L77 65ZM83 66V65H82ZM103 66V65H102ZM134 64L132 65V66H129L128 68L130 69V71H129V73H132L131 71L133 70V72H134V74L136 73V74H138L136 77H138L137 79H135L134 78V74H133V77H131L132 76V74H128V72L126 73V74H128V75H126L125 77H127V79H128V77L130 78V79H135V81H133L132 82V84H131V81H129L130 79H126L127 81H126V83L127 84H131L132 86L133 85H135V84H133L134 82H137L136 80H138V79H140L139 77V69L138 68H136V66H134ZM149 66V67H148ZM146 68L148 69V70H150V65H148ZM152 66V67H153ZM63 67V66H62ZM84 68H86V66H83ZM104 67V66H103ZM108 67V66H107ZM106 67V68H107ZM122 67V66H121ZM127 67V66H126ZM131 67V68H130ZM132 67H133V69H132ZM153 67V68H154ZM7 68V67H6ZM37 68H39V70H40V68H41V65H40V67H37ZM35 69V72H36V70L38 71V69ZM81 68V67H80ZM100 68V67H99ZM134 68H136V70L134 69ZM142 68H144V67H141V69ZM145 68V69H146ZM55 69V68H54ZM69 69V68H68ZM77 69V68H76ZM109 69V68H108ZM118 69V68H117ZM128 69V70H129ZM137 69H138V71H137ZM145 69H143V70H145ZM146 69V70H147ZM56 70V69H55ZM82 72H83V70L82 69H80ZM107 70V69H106ZM110 70V69H109ZM118 70H120V68L118 69ZM143 70L141 71V73L143 72ZM151 70H152V68H151ZM181 70H183L184 72H182ZM32 71H34V69L32 70ZM61 71V70H60ZM60 71H58V72H60ZM64 71V70H63ZM72 71V70H71ZM87 71V69L85 70L84 69V72H86ZM103 71H105V69H103ZM122 71H123V68H122ZM122 71H121V73H122ZM136 71V72H135ZM47 72V71H46ZM73 72V71H72ZM71 72V73H72ZM82 72H81V74H82ZM139 72V73H138ZM166 72H167V70H166ZM32 73V72H31ZM52 73H54V72H52ZM57 73V72H56ZM108 73V72H107ZM140 73V74H141ZM158 73H161V70H159L158 71ZM9 74H11V73H9ZM20 74V73H19ZM19 74H17V75H19ZM43 74V73H42ZM80 74V75H81ZM85 74H87V72L86 73H84V76H85ZM88 74H91V72H89ZM88 74H87V77H88ZM117 74V73H116ZM144 74V73H143ZM22 75V74H21ZM20 75V76H21ZM33 75V74H32ZM63 75V74H62ZM99 75H101V74H99ZM104 75V74H103ZM122 75V74H121ZM142 75V74H141ZM171 75V74H170ZM29 76H30V74H29ZM34 76H35V74H34ZM40 76V78H41V76L42 75H39ZM39 76H38V78H39ZM51 76H52V74H51ZM51 76H49V78L51 77ZM54 76V75H53ZM57 76L59 77V79L61 78L60 76H59V74L57 73ZM83 76V77H84ZM159 76V75H158ZM167 76H169L168 74H167ZM167 76H161V78H163V77H167ZM181 76H179V78L181 77ZM16 77H19V76H16ZM32 77V76H31ZM47 77V76H46ZM46 77L45 78H43V79H46ZM63 77V76H62ZM77 78L76 79H78V75L76 76ZM82 76H81V78H83ZM89 77H91V78H93L92 77V74L91 75H89ZM96 77V76H95ZM149 77V76H148ZM153 77H155V76H153ZM37 77H36V80L38 79ZM54 81L53 82H55V80L57 79V77L55 76V78H53V77H51ZM79 78H80V76H79ZM106 78V77H105ZM159 78V77H158ZM172 78V77H171ZM176 78V77H175ZM16 79V78H15ZM19 79V78H18ZM17 79V80H18ZM30 79V78H29ZM32 79H33V77H32ZM32 79H30L31 81H32ZM59 79H58V82H59ZM74 79H75V77H74ZM84 79H86V77H84ZM120 79H122L121 77H120ZM155 79V78H154ZM182 78H180V80H181ZM63 79H61V81H62ZM72 80L73 79H71V82H72ZM94 80H96V79H94ZM93 79H92V81H94ZM123 80V79H122ZM163 80V79H162ZM164 80H165V78H164ZM180 80H178V81H175L177 84V86L179 85V83H181L180 82ZM16 81V80H15ZM35 80H33V82H34ZM44 81V80H43ZM52 82V80H49V82ZM66 81V80H65ZM74 81H76V80H74ZM85 81H87V83H88V80L86 79ZM85 81H83V83L85 82ZM92 81H89V82H92ZM100 80H98V82H99ZM104 81V80H103ZM102 81V82H103ZM155 81V83H157L158 82V80L157 79H155L154 80ZM159 81H161L160 79H159ZM171 80H169V78L167 77V79L165 80V82H158V83H160V85L162 86L164 83V85H167V87H165L166 89L170 86V87H173V89L172 90H174V85L173 86H171V82H174V80L173 81H171ZM188 81V82H187ZM48 82V83H49ZM52 82V83H53ZM79 82H80V80H79ZM106 82V81H105ZM43 83V82H42ZM45 83H47V80L45 81ZM61 83V82H60ZM82 83V84H83ZM137 83H139V81L137 82ZM150 83L153 85V83L151 82V80H150ZM163 83V84H162ZM182 83V84H183ZM188 83V84H187ZM1 84V83H0ZM33 85L32 84V82H30L28 85ZM41 84V82L39 83V85ZM56 84H57V82H56ZM76 85L78 84V82L76 81V83H75ZM103 84V83H102ZM175 84V83H174ZM11 85V84H10ZM34 85H35V83H34ZM38 85V86H39ZM42 85V84H41ZM51 84L49 83V84H47L46 86H50ZM60 85V84H59ZM72 85V84H71ZM79 85V84H78ZM89 85H91V84H88L87 86H88V88L90 87ZM99 85V84H98ZM98 85H96L97 87H98ZM131 85H129V86H131ZM144 85V84H143ZM175 85V86H176ZM19 86H20V84H19ZM35 86H37V85H35ZM43 87H45L44 85H42ZM70 86V85H69ZM86 86V87H87ZM157 86H158V84H157ZM156 85L155 86H153L154 88L155 87H157ZM176 86V87H177ZM15 87V86H14ZM13 87V88H14ZM29 87V90H30V88L32 87V86H28ZM80 87V86H79ZM82 87V86H81ZM107 87V86H106ZM128 87V86H127ZM147 87V86H146ZM146 87H145V89H146ZM153 87H151L152 88V90H151V92L152 93H150L151 95H149L148 93H147V90L145 91V93H147L148 95L147 96H141V95H143L142 94V91L140 92H137L136 94H135V96H141V97H143V98H148V100L146 99L145 100V104H144V100H143V98L141 99V97H139L138 98V100H136V99H134V100H136V101H133L132 99L134 98H132V95H131V91L129 92V94L131 95V97L130 98H132L131 100L129 99L128 101H130V102H137L138 101V103H139V101L141 102L142 100V102L140 103V104H144V106L143 107H148V109H149V107L151 106L150 105V103L152 102V103H154L153 101H151V100H149L150 98L152 99L153 97H154V93H153ZM159 87V86H158ZM157 87V88H158ZM191 87V88H190ZM36 88V87H35ZM35 88H32V89H34L35 90ZM39 88V87H38ZM52 88H54V90H55V86H53ZM52 88H51V90H52ZM83 88V87H82ZM96 88V87H95ZM95 88H92V89H94V91H97V90H95ZM131 88V87H130ZM140 88V87H139ZM151 88H149V90L151 89ZM161 88V94H162V97H163V95L165 94V88L163 89L162 87H160ZM16 89V88H15ZM40 89V88H39ZM72 89V88H71ZM73 89H74V86H73ZM77 89H79L78 87H77ZM122 89V88H121ZM124 89H125V86H124ZM144 89V90H145ZM148 89V88H147ZM156 89V88H155ZM176 89V88H175ZM16 90H18V89H16ZM15 90V91H16ZM42 90V89H41ZM44 90H46V89H44ZM44 90H43V92H44ZM50 90V91H51ZM53 90V91H54ZM83 90V89H82ZM91 90V89H90ZM101 90H103V89H101ZM112 90V89H111ZM134 90V89H133ZM137 90H139V89H137ZM142 90V89H141ZM144 90H143V92H144ZM164 90V91H163ZM171 90V89H170ZM189 90V91H188ZM32 91V94H34L35 92L33 91V90H31ZM37 91V90H36ZM49 91V92H50ZM52 91V92H53ZM71 91V90H70ZM77 91V90H76ZM157 91V93H155L156 95L158 94V90H156ZM167 91V90H166ZM168 91H169V89H168ZM178 91V90H177ZM181 91V92H180ZM183 91V92H182ZM18 92H19V90H18ZM17 92V93H18ZM73 92V91H72ZM102 92V91H101ZM118 92V91H117ZM134 92H136V89H135V91ZM134 92H132V93H134ZM155 92V91H154ZM164 92V93H163ZM170 92V91H169ZM51 93V92H50ZM83 93H84V90H83ZM93 93V92H92ZM111 93H112V91H111ZM118 93H120V92H118ZM138 93H139V95H138ZM141 93V94H140ZM173 93V94H172ZM47 94V93H46ZM71 94V93H70ZM93 94H95V93H93ZM110 94V93H109ZM128 94V95H129ZM160 94V95H161ZM166 94H167V92H166ZM165 94V95H166ZM168 94H167V96H168ZM28 95V94H27ZM31 95V94H30ZM36 95V94H35ZM87 95V93L85 94V96ZM127 95V96H128ZM153 95V96H152ZM156 95H155V97H156ZM20 96V95H19ZM32 96V95H31ZM44 96V95H43ZM68 96H70V95H68ZM96 96V95H95ZM107 96H108V94H107ZM107 96H105V98H107ZM113 96H115L114 94H113ZM127 96H125L124 98H126V100H127ZM149 96H151V97H149ZM5 97V96H4ZM3 97V98H4ZM83 97H84V94H83ZM116 97V96H115ZM118 97V96H117ZM158 97V96H157ZM157 97H156V99H157ZM174 97V98H175ZM183 97V98H182ZM37 98V97H36ZM36 98H34V100L36 99ZM49 98V97H48ZM52 98V97H51ZM54 98V97H53ZM95 98V97H94ZM178 98H176V99H178ZM46 99H47V97H46ZM79 99H81V97H79ZM141 99V100H140ZM31 100V99H30ZM38 100V99H37ZM41 100V99H40ZM43 100V99H42ZM54 100H56V99H54ZM83 100V99H82ZM102 100V99H101ZM125 100V99H124ZM154 100V99H153ZM160 101H161V99H159ZM163 100V99H162ZM1 101H2V99H1ZM33 101V100H32ZM48 101V100H47ZM49 101H53V99H51V100H49ZM49 101H48V104L46 103V105H48L47 107H45L46 109L48 108L49 109V107H51L52 105H54V103H56V101L55 102H53V104L52 103H50V106H49ZM128 101L125 103H123V104H127L128 103ZM150 101V102H149ZM167 101V100H166ZM180 101L182 102V103H180ZM41 102V101H40ZM58 103H59V101H57ZM100 102H103V101H100ZM116 102H118V101H116ZM146 102H148V104L146 103ZM157 102V101H156ZM173 102V101H172ZM173 102V103H174ZM33 103H35L36 104V100H35V102H33ZM32 102H31V104H33ZM57 103V104H58ZM107 103V102H106ZM105 103V104H106ZM111 103V102H110ZM113 103V102H112ZM151 103V104H152ZM177 103H179V104H177ZM44 104V103H43ZM56 104V105H57ZM76 104V103H75ZM91 104V103H90ZM89 104V105H90ZM104 104V105H105ZM115 104H117V103H115ZM132 104V103H131ZM155 104V103H154ZM157 104H159V102L157 103ZM169 106H172V104H171V101L169 102ZM174 104V105H175ZM26 105V104H25ZM45 105V104H44ZM64 106H65V104H63ZM63 105H61V108H63L62 106ZM67 106L69 105V104H66ZM74 105V104H73ZM81 105V104H80ZM103 105V106H104ZM128 105H129V108L130 107H132L133 106V111L135 110V108H137V104H135V105H130L129 103H128ZM128 105H127V107H128ZM35 106V105H34ZM59 107H60V105H58ZM88 106V105H87ZM94 105H92V107H93ZM100 106H101V103H100ZM135 106V107H134ZM141 106V105H140ZM158 105H156V107H157ZM53 108L55 107V106H52ZM70 107V106H69ZM80 107V106H79ZM89 107V106H88ZM105 107V106H104ZM143 107H141V108H143ZM159 107V106H158ZM35 108V107H34ZM45 108L43 109L44 110V112H43V114L45 113V111H47V110H45ZM58 108V107H57ZM56 108V109H57ZM67 108V107H66ZM85 108H87V107H85ZM101 108H102V106H101ZM118 108V107H117ZM141 108H137L136 110L138 111L137 112V114L138 113H140V114H142L141 112H140V110L141 111H147L148 109L147 108H144V109H147V110H144V109H141ZM173 109H175L174 108V106L172 107ZM25 108L23 107V110H21V111H25L24 110ZM40 109H41V107H40ZM69 108H67L66 110H68ZM88 109V108H87ZM86 109V110H87ZM92 109V108H91ZM109 108L107 107V109L106 110H108ZM128 108H126V112H128V110H127ZM170 109V108H169ZM168 109V110H169ZM43 110H41V111H43ZM49 110H51V109H49ZM77 110V109H76ZM90 110V109H89ZM88 110V111H89ZM102 110V109H101ZM117 110V109H116ZM58 111H60V108H59V110ZM62 111V110H61ZM72 111H73V109H72ZM83 111V110H82ZM97 111H99V110H96V112H95V114L97 113ZM118 111V110H117ZM173 111H175V110H171V114H173ZM74 112V111H73ZM135 112V111H134ZM143 112V113H144ZM168 112V111H167ZM182 112V113H181ZM47 113V112H46ZM56 113V112H55ZM69 113H71V112H69ZM86 113V112H85ZM118 113V112H117ZM156 113H160V112H156ZM162 113V112H161ZM24 114V113H23ZM43 114H41V115H43ZM81 114V113H80ZM98 114V113H97ZM105 114V113H104ZM113 114V113H112ZM137 114H135L136 115V117H137ZM140 114H138V115H140ZM174 114H175V112H174ZM188 114V115H187ZM55 115V114H54ZM58 116L59 115H61L60 113H58L57 114ZM71 115H73V114H71ZM135 115L134 116H132L133 117V119L135 120ZM145 115V114H144ZM143 115V121H144V119H145V116ZM155 115V114H154ZM48 116V115H47ZM68 116V115H67ZM70 116V115H69ZM149 116V115H148ZM152 116V115H151ZM107 118H108V115L106 116ZM109 117H111V115L109 116ZM140 118H142V116L140 115L139 116ZM99 118V117H98ZM101 118H103V116L101 117ZM114 118V117H113ZM113 118H111V119H113ZM151 118V117H150ZM61 119V118H60ZM106 119V118H105ZM111 119H109V120H111ZM148 119H149V117H148ZM153 119H154V117H153ZM87 120V119H86ZM108 119H106V121H107ZM108 120V121H109ZM136 120H138V118H136ZM83 121V120H82ZM111 121H113V120H111ZM110 121V122H111ZM133 121V120H132ZM140 121V123L142 124V122H141V120H138V122ZM150 121L152 122V119H150ZM96 122V121H95ZM162 122V121H161ZM160 122V123H161ZM163 122H164V120H163ZM165 122L164 123H162V124H165ZM168 122H166V123H168ZM136 124H134V122H132V125H135L136 127H138V125H137V121L135 122ZM145 123L146 122H144V125H145ZM148 123L149 122H147L146 123V125H148ZM78 124V123H77ZM79 124H81L82 125V123L80 122ZM86 124V123H85ZM151 125L150 126H152V123H150ZM155 124H156V122H155ZM162 124H160V126L162 125ZM169 124H167L169 127H170V125ZM70 125H72V124H70ZM70 125H69V127H70ZM97 125H98V122H97ZM143 125V124H142ZM158 125H159V123H158ZM157 125V126H158ZM166 125V124H165ZM62 126V125H61ZM104 126V125H103ZM154 126V125H153ZM57 127V126H56ZM55 126H54V129L56 128ZM76 127V126H75ZM94 127H96V126H94ZM108 127V126H107ZM107 127H105V129L107 128ZM122 126H120V127H118V128H121ZM136 127H134V129L136 128ZM166 127L167 126H165L164 128L166 129ZM83 128V127H82ZM149 128V127H148ZM147 128V129H148ZM152 128H154V127H152ZM151 127L148 129V130H150V129H152ZM161 128V127H160ZM192 128V129H191ZM90 129V128H89ZM103 129V128H102ZM138 129H139V127H138ZM138 129H135L136 131H138ZM155 129H159V127H156ZM154 129V130H155ZM168 129V128H167ZM83 130V129H82ZM95 130V129H94ZM94 130H93V134H95L94 133ZM107 130V129H106ZM143 130V129H142ZM156 130V131H157ZM160 130H163V129H160ZM102 131V130H101ZM101 131H99L98 130V132L100 133ZM131 131V130H130ZM129 131V132H130ZM144 132L145 131H147V130H143ZM156 131H152V132H155V134H154V136H157V138L159 139V135H158V133L156 132ZM164 131V130H163ZM96 133H97V131H95ZM109 132V131H108ZM107 132V133H108ZM112 132V131H111ZM118 132V131H117ZM135 132V131H134ZM151 132V134H152V137H154L153 136V133ZM158 132H160V131H158ZM168 132V131H167ZM166 132V133H167ZM146 133V132H145ZM149 133V132H148ZM156 133H157V135H156ZM165 133V135H167ZM169 133V132H168ZM56 134V133H55ZM122 134V133H121ZM131 134V133H130ZM147 134V133H146ZM81 135H83V133L81 134ZM92 135V134H91ZM90 135V136H91ZM99 135V134H98ZM106 135V134H105ZM113 135H115L116 136V134H113ZM128 135V134H127ZM131 135H133V134H131ZM138 135V134H137ZM136 135V136H137ZM160 135H163V134H160ZM174 135H172V136H174ZM118 136H120V135H118ZM184 136V134L182 135V137L180 138V139H178V141H176L177 139H176V136H174V138H172V140L170 139V141H171V143L173 142H175L176 144H175V146L177 147V149L179 150L181 147H185V145H187L188 143H187V141L189 140V139H186V144H184L183 143V137ZM185 136H186V134H185ZM195 136V138H197V136L196 135H194ZM92 137V136H91ZM122 137H124V135L122 136ZM128 138V136H125L124 137V139L125 138ZM130 137H132V136H130ZM133 137H135L134 135H133ZM167 137H169V136H167ZM241 137H243L244 139H243V142H242V140L240 139ZM3 138V137H2ZM7 137H5V139H6ZM90 138V137H89ZM97 138V137H96ZM113 139L112 140H114V137H112ZM121 138V137H120ZM155 138V137H154ZM160 138H161V136H160ZM166 138V137H165ZM178 138V137H177ZM188 138V137H187ZM238 138H239V140H241L240 142L242 143H240L239 145L237 144V142H239V140H238ZM79 139H80V137H79ZM78 139V140H79ZM122 139V138H121ZM132 138H130V140H131ZM169 138H167V139H165V141L167 142V140H168ZM174 139H176L175 141H174ZM198 140V143H199V141H201V140ZM13 140V139H12ZM16 140V139H15ZM38 140V139H37ZM90 140V139H89ZM96 140V139H95ZM118 140V139H117ZM127 140V139H126ZM128 140H129V138H128ZM160 141H162L161 139H159ZM190 140H194V139H191L190 138ZM1 141V140H0ZM19 141V140H18ZM3 142V141H2ZM1 142V143H2ZM30 142V141H29ZM81 142V141H80ZM79 142V143H80ZM96 142V141H95ZM115 142H116V139H115ZM118 143H120L119 141H117ZM116 142V143H117ZM159 142V141H158ZM158 142H157V144H158ZM182 142V145H181V147L179 148L178 146H180V145H178V144H180V143ZM189 142V141H188ZM15 143V142H14ZM76 143V142H75ZM126 143V142H125ZM173 143L172 144H170V142L168 143L167 142V144L166 145H173ZM127 144V143H126ZM160 144H161V142H160ZM183 144H184V146H183ZM1 145V144H0ZM76 145V144H75ZM118 145V144H117ZM120 145H123L122 143H120ZM162 145V144H161ZM163 145H164V143H163ZM125 146V145H124ZM135 146H136V144H135ZM156 146V145H155ZM160 146V145H159ZM159 146H157L156 148L158 149L159 148ZM171 146L169 147L168 146V148L169 149H172L173 150V148L175 149V147H172L171 148ZM187 146H189V147H187V150H189V148H190V145H187ZM77 147V146H76ZM127 147H128V145L127 146H125L124 148H125V150L127 149ZM121 148V147H120ZM124 148H123V150H122V152H124ZM140 148V147H139ZM149 148V147H148ZM155 148V147H154ZM163 148V147H162ZM162 148H161V150H162ZM164 148H165V146H164ZM212 148V147H211ZM100 149V148H99ZM135 149V148H134ZM157 149H155V151L157 150ZM166 150V152L164 151L163 153H162V155H163V157H165L168 153V155H170V153H174L172 150L170 151V150ZM177 149H176V151H177ZM181 149H184V148H181ZM128 150V149H127ZM130 150H131V153H133L132 152V150L133 149H131L130 148ZM138 150V149H137ZM153 150V149H152ZM159 150V149H158ZM99 151V150H98ZM120 151V150H119ZM140 151H142V150H140ZM139 151V152H140ZM175 151V150H174ZM175 151V152H176ZM179 151H181V150H179ZM178 151V152H179ZM149 152V151H148ZM187 152H189V151H187ZM206 152V151H205ZM89 153V151L87 152V154ZM136 153V152H135ZM145 153V152H144ZM184 153V152H183ZM61 154V153H60ZM86 154V155H87ZM93 154V153H92ZM122 154V153H121ZM176 154H177V152H176ZM176 154H172L173 156V159L175 160V158H174V156L176 155ZM202 154H198V158H201V157H203V155ZM226 154V153H225ZM58 155V154H57ZM86 155H85V157H86ZM95 155V154H94ZM136 155V154H135ZM161 155V156H162ZM165 155V156H164ZM179 155V154H178ZM207 155V156H206ZM218 155V154H217ZM221 155V154H220ZM220 155H218V156H220ZM79 156V155H78ZM171 156V155H170ZM180 156V155H179ZM200 156V157H199ZM6 157H8V156H6ZM67 157V156H66ZM66 157H63L64 159H66ZM91 157V156H90ZM140 157H142V156H140ZM163 157H161V159L163 158ZM167 158H164L165 160L162 162V160L160 161V159H158L159 161V164L160 163H166L165 161H166V159L168 160V156H166ZM202 158V159H204V161L206 160L205 158ZM228 157H226V158H228ZM62 158V159H63ZM92 158H93V156H92ZM133 158V157H132ZM219 158V157H218ZM218 158H217V160H218ZM63 159V161L62 162H64V161H66V160H64ZM91 159V158H90ZM148 159V158H147ZM153 159V158H152ZM170 159V158H169ZM172 159V158H171ZM201 159V160H202ZM186 160V159H185ZM209 160V159H208ZM226 160V159H225ZM91 161H92V159H91ZM107 162H108V160H106ZM130 161H132V160H130ZM148 161V160H147ZM151 161V160H150ZM57 162V161H56ZM152 162V161H151ZM151 162H149V164H151ZM155 162V161H154ZM171 162V161H170ZM170 162L169 163H166L165 165L166 166H168L167 164H170ZM208 162V161H207ZM210 162V161H209ZM104 163V162H103ZM157 162H155V164H156ZM173 163V162H172ZM189 163H191V162H189ZM212 163V162H211ZM52 164V163H51ZM60 164V163H59ZM64 163H62V165H63ZM140 164V163H139ZM192 164V163H191ZM191 164H190V166H191ZM196 164V163H195ZM194 164V165H195ZM158 165V164H157ZM161 165V164H160ZM164 165V164H163ZM163 165H161V167L159 166L158 168L160 169V168H162V169H160V170H162V174H160L161 172H160V170L158 171V173H156L157 172V169H156V167H151V171H149L148 170V172H151L152 173V171H153V169H154V172H155V170H156V172L154 173L155 175L154 176H158V181H156V182H159L160 184H158V185H161V184H163L162 186H159V188L160 187H163L164 188V185L166 184L167 185V183H169V185L171 186V189H172V191H175V189L174 188H172V184H173V187H178L179 189H181L183 186H181L182 184H184L185 186L187 185V184H185L184 182L186 181V180H184V179H187V169L190 167H186V166H184V167H186L185 169H186V172H185V175L184 176H181L180 178V180H178L177 179V176L179 175L180 176V174L179 173H181L180 172V170H178V172H174L175 174L176 173H178V175L176 174V180H175V178H174V176H175V174H172L171 176H173V180L175 181V182H173L172 180H171V176L169 177L170 178V181L169 182H167L166 183V181H168L169 179H167V177H166V174L168 173H165L164 171H165V169H163V168H165V166H163ZM171 165H173V164H171ZM193 165V164H192ZM193 165V166H194ZM205 165V164H204ZM206 165H208V164H206ZM210 165V164H209ZM208 165V166H209ZM148 166V165H147ZM174 166V165H173ZM192 166V167H193ZM211 166V165H210ZM235 166L237 167V168H235ZM57 167V166H56ZM150 167V166H149ZM169 167V166H168ZM178 167H180V166H178ZM177 167V168H178ZM183 167V168H184ZM192 167H190V168H192ZM63 168V167H62ZM122 168V167H121ZM167 168V167H166ZM181 169H182V167H180ZM204 168V167H203ZM219 168L221 169V170H223V173L222 174H220V171L221 170H219ZM239 168V169H238ZM147 169V168H146ZM168 169V168H167ZM184 169V170H185ZM79 170V169H78ZM121 170V169H120ZM126 170V169H125ZM136 170V169H135ZM170 170V169H169ZM174 170H177V169H174ZM183 169H182V171H184ZM190 169H188V171H189ZM192 170V169H191ZM61 171V170H60ZM83 171V170H82ZM143 171H146L145 169L143 170ZM200 171V170H199ZM202 170H201V174L202 173H204ZM218 171H219V173H218ZM164 172V173H163ZM171 172V171H170ZM190 172V173H189ZM188 173H189V175L191 174V171H189ZM214 172V173H213ZM141 173V172H140ZM143 173V172H142ZM173 173V172H172ZM149 174V173H148ZM182 174V173H181ZM195 174V173H194ZM204 174H206V175H208V173H204ZM220 174V175H219ZM53 175V174H52ZM56 175V174H55ZM54 175V176H55ZM136 175V174H135ZM147 175V174H146ZM152 175V174H151ZM160 175H162V177H160ZM168 176H169V173L167 174ZM51 176V175H50ZM138 176V175H137ZM136 176V177H137ZM140 176V175H139ZM138 176V177H139ZM148 176H150V174L148 175ZM147 176V177H148ZM186 176V177H185ZM222 176H225L226 177V179H224V178H222ZM52 177V176H51ZM146 177V178H147ZM189 177V176H188ZM203 177H205V176H203ZM208 177V176H207ZM209 177H210V175H209ZM54 178V177H53ZM131 178V177H130ZM145 178V179H146ZM157 178V177H156ZM156 178H154V179H156ZM159 178H160V180H159ZM179 178V177H178ZM55 179V178H54ZM115 179V178H114ZM132 179V178H131ZM136 179V178H135ZM144 178H142L141 180H143ZM152 180L151 182H150V184L148 185V186H150V187H152V190H155L154 189V187L153 186H151V183L153 184V181H155V180ZM205 179V178H204ZM207 179V178H206ZM205 179V180H206ZM138 180V179H137ZM177 180H178V182H177ZM50 181V180H49ZM95 181V180H94ZM147 181V180H146ZM145 181V182H146ZM190 180H189V178H188V182H189ZM196 181V180H195ZM155 182V183H156ZM52 183V182H51ZM50 183V184H51ZM123 183V182H122ZM142 183V182H141ZM198 183V182H197ZM197 183H196V186H197ZM143 184H144V182H143ZM189 185L191 184V183H188ZM146 185V184H145ZM153 185H155V184H153ZM156 185H157V183H156ZM155 185V187H157ZM165 185V187H167ZM178 185V186H177ZM141 186V185H140ZM139 186V187H140ZM147 186V185H146ZM148 186H147V188H148ZM180 186V187H179ZM195 186V187H196ZM203 186H201V187H203ZM72 187V186H71ZM71 187H69L68 189H70ZM81 187V186H80ZM79 187V188H80ZM129 187H131V186H128V188ZM142 187V186H141ZM82 188V187H81ZM127 188V187H126ZM163 188H162V190L161 189H159V190H161V191H163ZM168 188V187H167ZM167 188H165L164 189V191L166 190L167 191ZM178 188H176V189H178ZM191 188H193V186L191 185ZM200 188V187H199ZM146 189V188H145ZM170 189V190H171ZM209 189V190H208ZM74 190V189H73ZM130 190H133V188H131ZM147 190V189H146ZM157 190H158V188H157ZM182 190H184V188L182 189ZM188 190V189H187ZM186 190V188H185V191H187ZM196 190V189H195ZM136 190H134V192H135ZM133 192V193H134ZM137 192V191H136ZM142 192V191H141ZM143 192H145L144 190H143ZM142 192V193H143ZM151 192V191H150ZM149 192V193H150ZM171 192V191H170ZM169 192V193H170ZM177 192V191H176ZM178 192H180V190L178 191ZM183 192V191H182ZM196 192V191H195ZM44 193V192H43ZM132 195H133V193L132 192H130ZM148 193V192H147ZM167 193V192H166ZM173 193H175V192H173ZM181 193V192H180ZM189 192H186V193H184L183 192V195H182V197H184V198H182L183 200L181 201V203L183 204V206H184V208L183 207H181L180 206V208H178V209H180V210H177L176 212H178V211H181V208H183L184 210H182V213H183V211H186V210H189V208H190V206H191V203L189 202V194H188ZM193 193V192H192ZM205 193V192H204ZM139 194H140V192H139ZM146 194V193H145ZM151 194V193H150ZM176 194V193H175ZM187 194V195H186ZM147 195V194H146ZM151 195H157V197L158 198H160L161 197V194H151ZM151 195H149V196H151ZM159 195V196H158ZM177 195H179L178 193H177ZM192 195V194H191ZM197 195V196H198ZM142 196H143V194H142ZM145 196V195H144ZM148 196V203H150L151 202V200L149 201V199H152L151 197H149ZM76 197V196H75ZM130 197H132V196H130ZM137 197H139V196H137ZM146 197V196H145ZM144 197V199H146ZM168 198L169 197V195H168V197L167 196H163V198H160V200L161 201H164L163 199L164 198ZM196 197V196H195ZM195 197H194V199H195ZM118 198V197H117ZM127 198H129V197H127ZM158 198H153V199H158ZM88 199V198H87ZM122 199V198H121ZM130 199H133V198H130ZM129 199V200H130ZM152 199V200H153ZM180 199H181V196H180ZM193 199V198H192ZM193 199V200H194ZM52 200V199H51ZM117 200V199H116ZM156 200L154 201V203L156 202ZM159 200V199H158ZM166 200V199H165ZM193 200H192V202H193ZM200 200V199H199ZM128 201V200H127ZM143 201V200H142ZM146 201V200H145ZM195 201H198V197L196 198V200ZM194 201V202H195ZM201 201H199V202H197V203H200ZM130 202V201H129ZM158 202H160V201H158ZM72 203V202H71ZM120 203V202H119ZM128 203V202H127ZM127 203L123 206V207H118V206H121V205H117L116 207H118V208H122V211L121 210H119L118 208H117V211H120L121 213L123 212V213H125L126 211L124 210L123 211V208L127 205ZM164 203V204H163ZM160 202L159 204H161L162 205V207H163V205H165V202ZM170 203V202H169ZM28 204H29V202H28ZM27 204V205H28ZM130 204H131V202H130ZM146 204V203H145ZM158 203H156L155 205H157ZM171 204V203H170ZM201 204V203H200ZM199 204V205H200ZM204 204V203H203ZM205 204H204V206H205ZM224 204H229V205H231L233 208H234V212H233V214L230 216V214H231V212H228V214H227V212L225 211H223V209H224V207H223V205ZM116 205V204H115ZM114 205V206H115ZM155 205H153L154 206V209H153V211L155 210V209H159V210H163V208L162 209H160L161 208V205H159V206H155ZM81 206H83V205H81ZM143 206H144V203H143ZM150 207H151V205H149ZM201 206V205H200ZM206 206V207H207ZM212 206V205H211ZM89 207V206H88ZM87 207V208H88ZM127 207V206H126ZM131 207V206H130ZM145 207V206H144ZM150 207H145V208H148V211H149V208ZM158 207H160V208H158ZM206 207L204 208H202L201 210H203L204 209V211H205V209H206ZM18 208V207H17ZM168 208V207H167ZM199 208V207H198ZM115 209V208H114ZM126 209V208H125ZM151 209V208H150ZM24 210V209H23ZM129 210V209H128ZM131 210V209H130ZM158 210V211H159ZM198 209L196 208V211H197ZM112 211H114L113 209H112ZM136 211V210H135ZM142 211H144L145 212V210H143L142 209ZM148 211H146V212H148ZM155 211H157V210H155ZM44 212H46V211H44ZM116 212V211H115ZM143 212V213H144ZM145 212V213H146ZM164 212V211H163ZM190 212V211H189ZM189 212H186V214H188ZM22 213H23V211H22ZM26 213V212H25ZM118 213V212H117ZM117 213L115 214V215H117ZM130 213H131V211H130ZM150 213H152V210L150 211ZM156 213V212H155ZM155 213H152V214H155ZM165 213V212H164ZM175 213V212H174ZM180 213L181 212H179V214L178 213H176L177 215H180ZM181 213V214H182ZM185 213V212H184ZM197 213V212H196ZM204 213V212H203ZM81 214V213H80ZM80 214H79V216H80ZM112 214V213H111ZM120 214V213H119ZM159 215L160 214H162V213H158ZM192 214H193V212H192ZM205 214H206V212H205ZM22 215V214H21ZM25 215V214H24ZM149 215V214H148ZM146 216V217H148V219L151 221V219H153V217H151L150 218V216H151V214H150V216ZM168 215V214H167ZM172 215L174 216L175 214H173L172 213ZM172 215H170V216H172ZM176 215V216H177ZM185 215V214H184ZM79 216H77V219H78V217ZM118 216V215H117ZM124 216H126V215H124ZM122 217V218H125V217ZM182 216V215H181ZM180 216V217H181ZM200 216H202L201 214H200ZM32 217V216H31ZM107 217V216H106ZM146 217L144 216V219L142 218V217H140V218H142L144 221H143V223L145 224V223H147V225H149V224H151V223H149V220L147 221L146 220ZM168 217V216H167ZM198 217V216H197ZM203 217V216H202ZM202 217L200 218V219H202ZM25 218V217H24ZM29 217H27V219H28ZM73 218H74V216H73ZM156 218H157V215H156V217L152 220L153 221V223L156 221ZM161 218V217H160ZM176 218V217H175ZM185 218V217H184ZM229 218V219H228ZM131 219V218H130ZM142 219H139V220H142ZM165 219V218H164ZM163 219V220H164ZM174 219V218H173ZM198 219V218H197ZM200 219L198 220V222L200 223L201 221H200ZM111 220V219H110ZM122 220H124V219H122ZM132 220H133V217H132ZM159 222H161L159 219H157ZM163 220H162V223L164 224V222H163ZM172 220V219H171ZM176 220V219H175ZM187 220V219H186ZM23 221V220H22ZM107 221V220H106ZM127 221V220H126ZM134 221V220H133ZM132 221V222H133ZM135 221H138V219H136ZM164 221H166V219L164 220ZM190 221V220H189ZM131 222V223H132ZM141 222V221H140ZM174 222V221H173ZM179 222V221H178ZM184 222V221H183ZM182 222V223H183ZM195 222H197V221H195ZM100 223V222H99ZM123 223V222H122ZM134 223H136V222H134ZM142 223V222H141ZM142 223V226H144V229L145 228H147V226H145L144 224ZM149 223V224H148ZM152 223V224H153ZM161 223V224H162ZM166 223V222H165ZM185 223V222H184ZM187 223H189V222H187ZM194 222H192L191 223V225L193 224ZM92 224V223H91ZM98 224V223H97ZM125 224H126V222H125ZM125 224H124V226H125ZM127 224H129L130 225V222L128 223L127 222ZM138 224H140L139 222H138ZM158 225V227L160 226V229H161V226H163V227H165L164 229H163V232H166L167 233V236L169 235V236H171L172 235V229L170 230V229H168V227L167 226H164L163 224L162 225H160V223H157ZM167 224V223H166ZM195 224V223H194ZM203 224V222L202 223H200L199 224V227H200V225H202ZM47 225V224H46ZM99 225V224H98ZM103 225V224H102ZM129 225H127V226H129ZM133 225H135V224H133ZM133 225L131 224V226L133 227ZM169 225V224H168ZM173 225V224H172ZM175 225V224H174ZM185 225V224H184ZM187 225H189V224H187ZM191 225H189L190 227H191ZM198 225V224H197ZM209 225V224H208ZM251 225H252V227H253V230L251 229ZM53 226V225H52ZM136 226V229H138V228H140V227H142V226H140V227H138L137 228V224L135 225ZM213 226V225H212ZM106 227H108V226H106ZM149 227H150V225H149ZM170 227V226H169ZM172 227V226H171ZM182 227V226H181ZM184 227H186V228H182V229H188L187 228V226H184ZM73 228V227H72ZM95 228H99V226L97 227V225H96V227ZM105 228V227H104ZM129 228V227H128ZM152 228H153V226H152ZM167 228V229H166ZM211 228V227H210ZM210 228H208L209 229V231H210ZM93 229V227L90 229V230H92ZM103 229V228H102ZM122 229H124V228H122ZM132 229L133 228H131V231H132ZM141 229V228H140ZM139 229V232L140 231H145L143 228H142V230H140ZM151 229V228H150ZM159 229V230H160ZM181 229V230H182ZM192 229V228H191ZM50 230V229H49ZM100 230V229H99ZM130 230V229H129ZM134 230V229H133ZM156 228H154V232L156 233ZM200 230V229H199ZM54 231V230H53ZM93 231V230H92ZM135 231L136 230H134V233H135ZM182 231H184V230H182ZM43 231H41V233H42ZM55 232V231H54ZM88 232V231H87ZM94 232V231H93ZM98 231H96V233H97ZM133 232V231H132ZM139 232H137V233H139ZM175 232V231H174ZM188 231H186V233H187ZM189 232H191V230L189 231ZM0 233H1V231H0ZM46 233H47V231H46ZM85 233V232H84ZM90 233V232H89ZM131 233V232H130ZM141 233V232H140ZM176 233H178V235H176V236H178V237H180L182 240L184 239L183 238V236H181V234L182 233H184V232H181L180 231V229H178V231H176ZM40 233H38V235H39ZM48 234V233H47ZM92 234V233H91ZM99 234V233H98ZM124 234V233H123ZM136 234V233H135ZM151 234V233H150ZM152 234H154V233H152ZM158 234H159V232H158ZM163 233L161 232V235H162ZM171 234V235H170ZM185 234V233H184ZM188 234V233H187ZM257 234V235H256ZM37 235V236H38ZM42 235V234H41ZM40 235V236H41ZM86 235V234H85ZM87 235H88V233H87ZM94 235H95V233H94ZM120 235H121V232H120ZM131 235V234H130ZM141 235V234H140ZM165 235V234H164ZM183 235V234H182ZM186 235V234H185ZM184 235V237H185V240H186V238H187V235L185 236ZM39 236V237H40ZM43 236V235H42ZM47 236V235H46ZM45 236V237H46ZM92 236H93V234H92ZM91 235H90V237H92ZM97 236V235H96ZM119 236V235H118ZM122 236V235H121ZM133 236V235H132ZM155 236H157L156 234H155ZM175 236V235H174ZM257 236V237H256ZM52 237V236H51ZM57 237V236H56ZM67 237H68V235H67ZM89 237V238H90ZM164 237V236H163ZM178 237H177V239H178ZM189 235H188V238L187 239H189ZM35 238V237H34ZM37 238V237H36ZM95 237H93L92 239H94ZM127 239H128V237H126ZM125 238V239H126ZM139 238V237H138ZM154 238V237H153ZM156 238V237H155ZM170 238V237H169ZM224 238H226V239H224ZM233 238L235 239V241H233ZM56 239V238H55ZM91 239V238H90ZM92 239H91V241H92ZM118 239V237L116 238V240ZM130 239V238H129ZM167 239V238H166ZM32 241L34 240V239H31ZM40 240V239H39ZM69 240V239H68ZM119 240V239H118ZM136 240V239H135ZM139 240H141V239H139ZM144 240V239H143ZM156 240H158V239H156ZM171 240V239H170ZM30 241V240H29ZM31 241V242H32ZM121 241V240H120ZM127 241H130V240H127ZM154 241V240H153ZM161 241V240H160ZM187 241V240H186ZM199 241H198V244H199ZM74 242V241H73ZM72 242V243H73ZM122 242H124V240H122ZM141 242H142V240H141ZM140 242V243H141ZM146 242V241H145ZM144 242V243H145ZM156 242V241H155ZM155 242H154V248L156 249L157 247H155ZM169 242V241H168ZM102 243V242H101ZM126 242H124V243H122V244H125ZM127 243H129L130 244V242H127ZM131 243H132V240H131ZM137 243V242H136ZM135 243V244H136ZM151 243H152V241H151ZM158 243H160V242H158ZM166 242H164V244H165ZM181 243V242H180ZM184 243V242H183ZM191 243V242H190ZM97 244V243H96ZM133 244V243H132ZM163 244V245H164ZM170 244V243H169ZM177 244V243H176ZM185 244V243H184ZM184 244L182 245V246H184ZM75 245V244H74ZM84 245H85V243H84ZM121 245V244H120ZM128 245V244H127ZM158 245V244H157ZM166 245H168L167 243H166ZM171 245V244H170ZM94 246V245H93ZM102 246V245H101ZM123 246V245H122ZM121 246V247H122ZM130 246V245H129ZM132 246V245H131ZM131 246L129 247V249H127V250H133V248H131ZM190 246V245H189ZM96 247V246H95ZM165 246H163V248H164ZM177 247V246H176ZM211 247H213V248H215V249H213L212 250V248ZM123 248V247H122ZM131 248V249H130ZM136 248V247H135ZM139 248V247H138ZM147 248V247H146ZM150 248H151V246H150ZM185 248H188V249H190L188 246L187 247H185ZM98 249V248H97ZM124 249V248H123ZM152 249V248H151ZM158 249H162V247H158ZM176 249V248H175ZM174 249V250H175ZM182 249H184L183 247H182ZM188 249H184L185 250V252H183V255H185V256H183L184 257V260H182V257L180 258L179 256H176V257H179L178 259H180V261L182 260V261H184V262H186L187 264L190 262V263H192L193 264V261H192V257H193V255H192V251L190 252ZM137 250V249H136ZM146 250V249H145ZM144 249H143V251L146 253L147 251H145ZM150 250V249H149ZM152 250H154V249H152ZM215 250V252H213ZM87 251H89V250H87ZM123 251V250H122ZM134 251V250H133ZM169 251H171V250H169ZM66 252V251H65ZM82 252V251H81ZM92 252V251H91ZM90 252V253H91ZM100 252H102V251H100ZM104 252H106V251H103V253ZM129 252V251H128ZM155 252H156V250H155ZM154 252V254L156 255H154V254H152V255H154L155 257H157V252L155 253ZM179 252H181L180 250H179ZM178 252V253H179ZM181 252V253H182ZM89 252H86V254H88ZM94 253V252H93ZM95 253H97V252H95ZM132 253V252H131ZM130 253V254H131ZM148 253H149V251H148ZM151 253V252H150ZM185 253V254H184ZM73 254H76L75 252L73 253ZM83 254V253H82ZM129 254V253H128ZM137 254H138V251H137ZM99 254H94V257L95 256H98ZM103 255V254H102ZM132 255V254H131ZM151 255V256H152ZM182 255V254H181ZM180 255V256H181ZM196 255V254H195ZM77 256V255H76ZM75 256V257H76ZM87 256V255H86ZM85 256V254H84V258L86 257ZM90 256H91V254H90ZM119 256V255H118ZM122 255H120V257H121ZM142 256V255H141ZM143 256H145L144 255V253H143ZM196 257V258H199V257ZM80 257H83V256H80ZM93 257V256H92ZM101 257V256H100ZM120 257H119V259H120ZM137 257V256H136ZM164 257V256H163ZM175 257V258H176ZM28 258V257H27ZM56 258V257H55ZM91 258V257H90ZM97 258V257H96ZM102 258H104L103 256L101 257V259ZM132 258V257H131ZM139 258V257H138ZM166 261L167 260H169L168 258H169V256L167 257V255H166ZM199 258V259H200ZM95 259V258H94ZM132 259H135V257L134 258H132ZM145 259V258H144ZM154 259V258H153ZM172 259V258H171ZM199 259H198V261H199ZM204 259L202 260V261H204ZM50 260V259H49ZM53 260H54V258H53ZM72 260H74V259H72ZM99 260H100V258H99ZM104 260V259H103ZM102 260V261H103ZM122 260V262H123V260L124 259H121ZM121 260H118V261H121ZM143 260V259H142ZM206 260V261H207ZM82 261V260H81ZM80 261V262H81ZM97 261H98V259H97ZM101 261V260H100ZM99 261V262H100ZM107 261H109V260H107ZM131 261V260H130ZM138 261V260H137ZM140 261V260H139ZM146 261V260H145ZM165 261V262H166ZM175 263L177 264L178 263V261L175 259ZM194 261H196L197 262V259L196 260H194ZM205 261V262H206ZM51 262H52V260H51ZM79 262V263H80ZM112 262H115V261H113V259H112ZM134 262V261H133ZM136 262V261H135ZM134 262V263H135ZM143 262V261H142ZM165 262H163L162 264H165ZM172 262H173V260H172ZM82 263V262H81ZM84 263V262H83ZM110 263V262H109ZM119 263V262H118ZM121 263V262H120ZM132 263V262H131ZM139 263V262H138ZM148 263H149V261H148ZM151 263V262H150ZM157 263V262H156ZM199 263H200V261H199ZM202 263V262H201ZM204 263V262H203ZM208 263V262H207ZM56 264H58V263H56ZM77 264V263H76ZM91 264V263H90ZM141 264V263H140ZM160 264V263H159ZM166 264H167V262H166ZM171 264V263H170ZM212 264V263H211Z\"/></svg>","mask_w":264,"mask_h":264}]
</instances>
